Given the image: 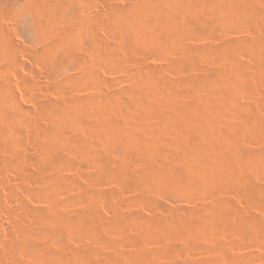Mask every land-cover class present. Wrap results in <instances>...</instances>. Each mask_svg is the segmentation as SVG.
Here are the masks:
<instances>
[{"label": "rangeland", "instance_id": "obj_1", "mask_svg": "<svg viewBox=\"0 0 264 264\" xmlns=\"http://www.w3.org/2000/svg\"><path fill=\"white\" fill-rule=\"evenodd\" d=\"M136 1H139V0H0V28H1L0 30H2V31L6 30L5 31L6 33L3 32L4 33L3 35H5L4 37L10 41L13 40L12 42H15V45H14L15 48H13L15 50L10 51V54L12 53L11 56H13V59H15L14 60L15 62H6L5 61L6 64L4 63L3 58H2L3 51H2V48L0 46V48H1L0 49V51H1L0 52L1 53L0 54V76H2V77H0V79H4V78L8 77L9 80H11L12 92H13V94L15 96V100L17 102L16 108L13 107L12 104L9 103L8 101H7V103H5L6 101H4L3 106L0 108V112H1L0 113V119L2 121V123L0 121V264H15V263L19 262L20 259L21 260L23 259V261H25V262L29 261L30 258L33 260L35 257L33 258V256L30 254V252L27 251V249H25L26 248L25 245L23 246L24 242L27 239H28V241L29 240L31 241L29 243L37 245L36 247L39 250V252H38L39 256H40V254H42L44 252L42 254V257L44 256V258H45L44 259V262H46L45 264H48V263L49 264H86L88 262L84 263L82 260L79 261V257L77 255H78V252L80 250H83L85 248L90 249L91 247H92L91 248L92 254H93V252H95L93 255H91V259L92 260L95 259L96 261H100V260L101 261H100V263L93 261V262H90L88 264H93V263L101 264L102 262L105 261V259H110V258L113 259L115 257L117 259H119L121 264H123V263L124 264H134L135 262L130 263V261H127V260L129 259L128 257L135 256V255L141 256V257L145 255L146 256V257L144 256L145 261H146L147 255H148L147 261L143 262L145 264H264V236H263L264 235V198H263L264 197L263 196V193H264L263 192L264 191L263 190L264 189V165L258 159H254L251 156V154H249V153L254 154L257 151L258 152L260 151L259 153H261V152H263L262 150H264L263 149L264 148V125H263V123H264V81L259 80V74H258L259 72L258 73L256 72V70L259 71L260 67H262L264 64L263 63L264 62V60H263V58H264V45L261 44L260 42H258V41H260V39H258L259 37L260 38L264 37V24L261 23L263 21L260 18H256L255 20H253L250 23H248L245 20H243V21H239V20L236 21L235 20L236 21L235 23L233 20H227L228 22L226 23V21H225L226 19L220 20L219 19L220 17L218 16V15H220L219 13H221L222 11L218 12L217 9H220L221 7L216 8V6H214V4L213 5L209 4V6L206 5L201 10V12H202V16H201L202 18H200L201 22L205 19H206L205 20L206 23L208 21V23H207L208 27L206 29H202V28H200L201 25H199V24H201V22L199 23V21L196 20L195 18L193 21L196 23L194 24V22H193V25H192L191 21L193 19L192 17H194V16H192L193 14L189 15L190 12L188 11V9H186L187 7L185 6L184 0L183 1L180 0L181 2L178 0L177 2H179V3L175 2L174 4H171V5H173V7L175 9L171 5L170 6L167 5V7L169 6L171 9L168 7L167 8L168 12L166 10V13H170V11L173 12L172 9H174V13H173L174 15L172 16L173 17L172 19L174 20V18H176V17H177V19H175L176 22L173 21V23L174 22L176 23L174 25L176 27H173V28H175L176 30H179L180 36H179V38H175L172 40V38L177 37L179 35V33L175 34L177 31L175 29L172 30L173 28H171V31H173V32L175 31L174 34L176 36L175 35L173 36V33L171 32V41L174 42L175 44L170 42L171 44H169L168 47H166L163 50V52H162V50L160 52L157 49H155V51H154V47H153V49L151 48L153 46L152 45V42H153L152 40H154L153 37H151V38L149 37V39H151V40H149L146 38V36H144L145 38L144 39L142 38L137 43L134 41L136 44L133 42H131L132 43L131 44V43H128L127 41H125V38L123 37V35L120 32L118 33V31H115V30L113 31V28L110 26V23L108 21V20H110L109 19L110 14L108 12L110 11V9L113 5H115L113 7H116V5L117 6L120 5L119 7L123 8L125 6H128L129 2H130V6H131L134 3H136ZM252 1H254L255 4H256V2H258V0L257 1L252 0ZM262 1L263 0H260L259 4L257 3L256 5L258 6L261 4V6L262 5L264 6V1L263 2ZM31 4H33V5H31ZM175 4H177V6L180 5L181 7H183L181 5V4H183L186 8L183 7L180 9V6L177 7ZM27 5H29V6H27ZM48 5L53 10L56 7H58V8H56L55 12L53 13L52 11H50L51 8L48 7ZM206 7H209L210 9L209 8L206 9ZM184 8L187 11H185ZM6 9H7V11H6ZM165 9H166V7H165ZM56 10H58V11L60 10V11L57 12ZM210 10L212 12H210ZM48 11L50 12L51 16H53V17H51L50 15L49 16L47 15L46 12H48ZM206 11H208V12H206ZM56 12H57V14H56ZM172 12L170 14H172ZM176 12H177V14H176ZM178 13H179V15H178ZM46 15H47V17H46ZM108 15H109V17H108ZM56 16H58V17H56ZM155 17H154L155 23L153 21V24H155V25H153V28H154V30H155V28L160 30L159 27L163 28V23L162 22L160 23V21H159L160 17L158 18L157 15ZM188 17H190V18L188 19ZM47 18L50 20H48ZM51 18H53V20ZM45 19H47V20H45ZM83 20H84V22L82 23ZM156 20H157V22H156ZM178 20H179V22H178ZM197 21H198V23H197ZM183 22H186L187 25H185ZM205 22H204V24H205ZM223 22H225V23H223ZM237 22L239 23L238 25H239L240 29L237 28L238 27V25L236 24ZM39 23H41V24L43 23V25H41ZM44 23H48V24H46L48 27L45 26ZM58 23H59V26H61V28L58 26ZM108 23H109V25H108ZM211 23H213L212 24L213 26L211 25ZM231 23H232V26H231ZM251 23H252V25H251ZM37 24L42 26L41 29L39 28L40 26H38ZM62 24H63V26H65V28L70 29V30L68 29L69 30L68 32H70V33L66 32L67 30L64 29V27H62ZM66 24H67V26H66ZM84 24H86V25H84ZM177 24L181 25V26H179V25L178 26L182 29L184 34L182 33L181 29L177 26ZM229 24L231 27L229 26ZM249 24L251 26H249ZM71 25H73L75 28L72 27ZM196 25H197V27H196ZM233 25H235L237 27H234ZM49 26H51V27H49ZM110 27L112 28L111 30H110ZM211 27H213L212 30H211ZM232 27H234V28L231 30L230 28H232ZM245 27H247L246 28L247 32L244 30ZM45 28H46V30L48 29L47 31H51V32H48V33L45 32L46 34H41L42 29L44 31H46ZM59 28L62 29V32H63V30H66L65 31L66 33L65 32L62 33ZM72 28L75 29L74 30L75 32L72 30ZM191 28L192 29L195 28V29H193L194 31H191L192 30ZM241 28L244 31H241ZM200 29L204 30L203 33L199 32V31H202ZM228 29H230V30H228ZM71 30L74 33L72 32V34H71ZM244 32H246V33H244ZM192 33H193V35H192ZM70 34L72 35V37H68V35H70ZM205 34H208V35H205ZM42 35L44 37L46 35V37H45L46 39L48 36L49 41L48 40L46 41V39H43ZM65 35L67 36V38L63 37ZM238 36H239V42L241 43L240 47H242V43L245 42V43H243L244 48L243 47H242L243 49L242 48L240 49V47H238L237 49L235 48V50H233V53L231 52V54H234V51H235V53L237 52L236 56L238 58H240L241 60L239 59L240 61L239 60L236 61V59H238V58L234 57V59H235L234 61H236V64H235V62L231 61V60H233V58L232 57L231 58L229 57V58H230V61L232 62L233 68L238 63H239V65L240 64L244 65V66L240 65L241 67H243V69L245 68V70H246V71L244 70L245 73L242 71L245 75L243 73L241 74V76L244 75L243 79L240 77L242 80V81L240 80L241 83L238 80V83H237V81H235V82H233V86H232V81L230 82L228 80V78H227V80L229 83L224 78L221 80L219 79L218 80L219 82L216 80L218 78L212 79L214 81H212L210 83L211 84L215 83V86H214V84H212V85L210 84L211 88H210V86L209 87L202 86L205 89L204 88L201 89V87H198V88H200L201 91H199V89L195 88V90H194L195 96H193V94H194V93H192L193 91L188 90V92H187V90L185 88L184 89L181 88V85L183 84V80L185 79V77L187 76L186 74H188L189 71L194 72L196 70L194 73L191 72L192 74L190 73L188 75L203 76L204 74H211V75L215 74L216 75V72H217V74L218 73L220 74V72L223 73V72H226L225 70H227V71L230 70L229 69V67L231 65L230 61H229L230 65H228V62H226V61L224 62V61L219 60V62H218L217 58H215L214 56H213L214 57V60H213L212 55L210 54L211 57H209V54H207L208 53L207 48L210 47V46H208L209 44L211 46H215V45H213V43L214 44L217 43L218 45H222L223 43L228 42L230 39L232 41H237ZM121 37L123 38L124 41H122ZM68 38H70V39H68ZM234 38H235V40H234ZM241 38H242L243 42H241L242 41ZM66 39H68V40H66ZM180 39H182V40H180ZM247 40L249 42L252 40V42H254V43L253 44H252V42L247 43ZM176 41H178V44L176 43ZM220 41H222L223 43H220ZM224 41H226V42H224ZM48 42H51L49 44L50 45L52 44L54 46L57 44V46H55L56 48H58L60 46L57 50L53 46L55 49L54 50L55 53L52 50L53 47L50 46L48 44ZM53 42H55L56 44ZM123 42H125V43H123ZM150 42H151V44H148ZM182 42H183L184 48L187 50H185L182 47L183 46ZM184 42H186V43H184ZM208 42H210V43H208ZM205 43H207L208 45ZM259 43H260V45H259ZM46 44H48L49 47H52V48H50V50L54 53V54H52L54 57H51L53 59L51 62V65L48 67H46L47 64L44 65L42 62L40 63L38 60L35 61L33 59V57L31 56V54H32L31 52H35L34 50H37V52H39V51L41 52V49H42L41 47H43V49H44V45H46ZM126 44H128L129 46ZM172 44H173V46H172ZM179 44H180V46L178 48ZM188 45H189V47L191 46L192 49H191V47L189 48ZM201 45H206V46H201ZM101 46H102V48H101ZM106 46H108V47H106ZM252 46H253V48H252ZM256 46H257V48H256ZM262 46H263V48H261ZM175 47L180 49V50H176ZM194 47H197V48L195 49ZM45 48H47V45L45 46ZM59 49H60V51H59ZM72 49H73V51H72ZM190 49H191V51H190L191 53L192 52L198 53V51H199V54L202 55L203 57L202 56L200 57V55L196 54V53H194L195 55H192L193 53L190 54V52H189ZM201 49L204 52L203 54H201L202 53ZM204 49H206V52H207L206 54H205ZM68 50H71L72 53H70V54L72 56L78 57V58H80V56H81V58H83L82 56L84 55V52H85L86 56L84 55V58H83L85 61L83 59L82 60L79 59L80 63H82V64H80V66H79V63H78V66L74 67L77 64V63L75 64V60L74 61L72 59L66 60V58H69ZM240 50H241V52H240ZM158 51H159V53H158ZM178 51H179V53H182V54L177 55ZM182 51H184V52H182ZM200 51H201V53H200ZM67 52H68V54H67ZM73 52H76L77 54H75ZM81 52H83V54ZM105 53H107V54H105ZM188 55H189V57L191 55L194 57L191 56L189 58ZM196 55H197V57H195ZM98 56H99V59H98ZM102 56H103V60H101ZM104 56H105V58H104ZM106 56H107V59H106ZM181 56H182V58L180 59L179 57H181ZM230 56H232V55H230ZM234 56H235V54H234ZM111 57L115 62H113V60H112V62H110L111 60H108V59H111ZM175 58H177V59H175ZM184 58H188V60H190V61L194 58V60H192V62L196 61V63L193 62V64H195V66H197V67H195L197 69L194 68L193 64H191L192 66L190 65L192 68L189 66V69H191V70H189L188 67H185L186 68L185 69L183 67V65L180 66V63L182 64ZM198 59H200V60H198ZM255 59H257V60L259 59V61L260 60L263 61V62L261 61V63L258 61L259 62L258 63L259 64V70H258V67L256 66L257 60L255 61ZM69 60H70V62H69ZM216 61L218 63H220V65ZM72 62H74L75 65L72 66V64H71ZM83 62L85 64V67H84ZM112 63L114 64L115 67L116 66L117 67L116 68L113 67ZM175 63H178L181 68L175 67ZM55 64H56V66H55ZM198 64H199V66H198ZM222 64L224 66H221ZM261 64H262V66H260ZM53 66H54V68H53ZM176 66H178V65L176 64ZM82 67H84V68H82ZM219 67L221 70L219 69ZM222 67H223V69H222ZM148 68L150 70H148ZM224 68H225V70H224ZM178 69L179 70L181 69L182 71H179L180 72L179 73ZM152 70H155L160 74L159 75L156 72V74L161 76L162 79L165 81V83H164L165 85L163 84L164 81H162V79H161V81H162L161 82L160 78H158L155 80L156 81L158 80V82L160 81L159 84L151 81L153 88H151V83L149 86V83L147 82L148 79H147V81H145V80H146V77L149 78V73H152L151 72ZM197 70H198V72H197ZM85 71H86V74H84ZM185 71H186V73H185ZM89 72H91L92 75H95V76L92 77L91 73H89ZM147 72H148V75L146 74ZM213 72H215V73H213ZM82 73L84 75H87L89 73V75H87V77H86ZM77 74H78V76H77ZM80 74L82 76H84V78L79 76ZM180 74L182 77L180 76ZM183 75H185V77ZM152 76L153 75L151 74L150 77L152 78ZM187 77H189V76H187ZM80 78H83L84 80H86V86L81 85L84 81H83V79L80 80ZM180 78H181V80H180ZM182 78H183V80H182ZM143 79H145V80H143ZM167 79H170V80H167ZM78 80H80V83L77 82ZM155 80H153V81H155ZM177 80L179 82H177ZM224 80L226 81V83H224L225 85H223V82H225ZM180 81H181V84H180ZM216 81L219 84L218 83L216 84ZM220 81H221L222 85L220 84ZM141 82H142V85H141ZM168 82H170V83L172 82L171 86ZM173 82H175L177 85L180 84L179 87L177 85L174 87L175 83L173 84ZM260 82H262V83H260ZM55 83L60 84V86L65 85V86H62L63 87L62 88L63 93H62V91H59L60 94L58 93V91L55 89L57 86V84L54 85ZM153 83L158 84L157 86L155 85L157 87V88H155L156 91H158V89H160L159 88L160 85H161V88L163 87L162 85H164V87L167 86V91L168 90L169 91L165 92V90H166V87H165V90H163V88H162V90L165 93L159 92V93H157L158 95L154 94V91H152V89L154 90V87H155L153 85ZM166 83H167V85H166ZM147 84H148L149 88H147ZM226 84H227V86H226ZM237 84H239V85L243 84V85L239 86ZM217 85L219 86V88ZM144 87L147 90H145ZM212 88H215V89H212ZM52 90H54V91H52ZM181 90L182 91L186 90V91H184L186 94L181 92ZM196 90H198V91H196ZM211 90H213V93ZM234 90H236L235 93H234ZM142 91H143V93H142ZM150 91L153 92V94ZM174 91H175L176 95H175ZM55 92H57V93L55 94ZM63 94H65L66 98L69 101L70 100L75 101V100H77L76 98L79 99L80 97H82V98H84V100H81V99H79V100L84 101L86 103H87V101H90L92 95H94L93 98H95L96 100L98 99L97 100L98 102L96 101V103H95V99L92 98V101H90L91 103L93 102L92 107H91V103H89L90 104L89 106L87 105L88 109L86 108L85 112H83V114L85 113V115L80 116L78 119L80 121H76V122L65 121L67 124L63 125V129L61 130L59 128L60 130L58 129L59 131L56 130L57 131L56 132L54 129L50 130V127H48V125L51 122L49 121L50 120L49 117L47 118L48 113L46 112V109H45L46 107L44 108L41 103L43 101L44 102L46 101L45 103L47 104L48 102H53L54 100H55V102H60L59 99L61 98L60 103L67 104L68 100L65 98V96ZM97 94H98V96L96 98ZM103 94L104 95L106 94V95L102 96ZM191 94H192L193 99H192V97H190ZM224 94L227 96H225ZM86 95L89 97L86 99L87 101L85 100V98L87 97ZM144 95H146L147 97ZM162 95H165V96H163V98H162ZM196 95H197V97H196ZM201 95H202V97H201ZM218 95H220V96H218ZM230 95H232V96H230ZM62 96H64V97H62ZM133 96H134V98H133ZM143 96L145 98H149L148 100H150V102H151V103L149 102L150 104H152L154 99L156 100V102L158 101L159 106L157 105L158 106L157 109L155 108V106H156L155 100H154L155 103H153L151 105V106H154V108L158 111H156L153 107H149L150 104L148 105V103H145ZM151 96L152 97L156 96V98H158V99L153 98L151 101ZM72 97H74V98H72ZM99 97H101V98H99ZM109 97H110L112 103L116 104L115 105V106H117L116 108L119 109V111H117V112L115 111L118 114V116L114 117V115L116 114L115 112H114L115 114L111 113L113 115H110L109 113L111 111H109V110H108V114H107L108 116L106 115L107 110L104 108V105H106L105 102L106 103L111 102V101H109L110 100ZM174 97H176V99H174ZM62 98H63V101H62ZM64 98L66 99V101H64L65 100ZM194 98H195V100H194ZM198 98L199 99L201 98L203 100V101H200L201 103H199V105L200 104L202 105L203 103L209 104L208 106L206 105L202 108L201 116L203 117L204 115L206 116V114H207V116L206 117L204 116V118L206 120L210 121V123H211V121L214 120L211 123V125H212L211 127L212 128L214 127V128L213 129L212 128L206 129V131L204 130L205 128L204 129L201 128L200 130L197 129L198 131H200V132H198V131L195 132L198 135L192 136L194 134V132H193V134L191 133L192 135H190V136H192L191 138L194 141L191 139V141L188 142V140H183V139H185L184 138L185 136H183L184 134L183 135L181 134L179 129L177 131V129H174L175 127L174 128H173V126L167 127V125H165V127H164L162 122H164V124L166 123L169 125H170V123L165 122L163 120L161 121V119H162V117L165 116L164 114H168L171 116V114H169V113L174 110L173 107L176 108V106L179 104H181V106L183 107V106H186L188 102H189V104L190 103L191 104L189 106L187 105V107H189L190 109L194 108L193 111L195 112V110L201 106V105L198 106L197 104L194 105L196 102H199ZM214 98H216V99H214ZM222 98H223V100H222ZM231 98H232V102H231ZM43 99H46V100H43ZM47 99H50V100H48V102H47ZM57 99H58V101H57ZM106 99L107 100L109 99V100L107 101ZM160 99H161V101H160ZM162 99H164V100H162ZM166 99L169 100V102ZM210 99H212L213 102H210L211 101ZM41 100H42V102H41ZM118 100H119V102H118ZM103 101H105V102H103ZM185 101H186V104L184 103ZM218 101L221 103L222 106L225 105L224 106L225 112L223 113V118H225V120L221 117V121L220 120L215 121L216 112L214 110H215V104H217V103L219 104ZM39 102H41L40 103L42 105L41 107L44 109V110L42 109V111H41V108L39 109V106H40L38 104ZM139 102H140V104H139ZM146 102H148V101H146ZM171 102H173V104L176 103L177 105L175 106V104L173 105ZM214 102H215V104L213 106H211L212 105L211 103H214ZM45 103H43V104L45 105ZM102 103L104 105L101 107H103L104 109L100 108V105ZM144 103H145V105H144L145 108L148 109V107H149L150 109H148V110H150V111L145 110V108H143V106L141 104H144ZM165 103H167V104H165ZM98 104H100V105H98ZM123 104H125V106ZM146 104L148 105V107H146L147 106ZM160 104L161 105L165 104V105L163 107ZM4 105H5L6 109L5 108L2 109L4 107ZM96 105L99 106L98 109H101V110L103 109L106 112H104L103 110H102L103 112L102 111L100 112L97 108L95 109ZM98 106H96V107H98ZM121 106H122V108H121ZM139 106H141V107L139 108ZM160 106H161L160 111L163 110L164 112H166L165 110L166 109L169 110V108L172 111L169 110L170 112L168 111V113H164L163 111L160 112L159 111ZM162 107L163 108L166 107V109L164 110ZM180 107H178V108H180ZM1 109L4 111H2ZM118 109H115V110H118ZM126 109H128L131 113ZM143 109H144V111H143ZM205 110H206V112H205ZM230 110H231V112H230ZM5 111L7 113H5ZM43 111H45V112L43 113ZM242 111H243V113L244 112H246V113L250 112L249 114L250 115L252 114L251 115V117L253 116L251 118L252 122L250 119H249L250 121L248 119H247L248 120L247 121L246 118H243L244 117V116L242 117L243 114L240 115L242 113ZM8 112H9V115H8ZM159 112L162 114V116H161V114H160V116L158 115ZM2 113L3 114L5 113V114L3 115ZM100 113H102V115ZM246 113H244V114H246ZM119 114L121 115V118H118V117H120ZM122 114H124V115L122 116ZM144 114H145V116H144ZM104 115L107 116L108 118H110V120L109 119L107 120L106 119L107 117H105ZM109 115L111 117L113 116L114 118L111 119V117ZM44 116H45V118L43 119ZM126 116H128V117H126ZM143 116H144V118H143ZM170 116H168L167 118H169ZM3 117H4V119H3ZM116 117L120 120L121 126H119L120 122L117 124L118 119ZM134 117H136V118H134ZM156 117L158 120L160 119V122L157 121ZM100 118H101V120H100L101 123L98 122ZM146 118L148 120H145ZM124 119H126L125 122H127V120H129L128 121L129 124L128 125L126 124V125L131 126V131L129 130L130 127L127 128V126L126 127L124 126L125 125ZM131 119L133 121L132 123L130 121ZM154 119H156V121H157L155 123V126H154V121H155ZM112 120L116 122L117 129L124 126L125 128H127L130 131L129 134L133 131V133L130 134V136L132 138H137L139 133L144 130L146 132V134L143 135V133L141 132L142 135L140 134L139 136H141V137H138V138H140L142 141V137H143V139L145 141L143 140L142 142H144V144H147V142L151 143V141H152L151 145L155 146L154 149L156 147L159 148V150L162 149V147L169 142V141H167L168 138L170 140H172V143H173V139L175 137L176 138L174 139V141H176V139L178 138L179 140H177V141L180 145H178L177 141L174 142L176 144L175 148L178 149V147L181 146V147H179V150L183 149L180 151H182V152L184 151V153L185 152L187 153V154L186 153L183 154L184 156L186 155V158L184 157L185 160L183 159L184 161L181 162L184 165H186L185 169L186 170L188 169L187 170L188 175H186L187 178H185L187 180L184 179L187 182H185V181L181 182L182 181L181 180L179 182L180 183V185H179L178 180H180V179H178V180L175 179V180H177V184L172 179L173 182H170L171 183L170 184L166 180L160 181V179H159L160 176L158 177V175H156L157 178L159 179L158 181L154 180V179H156V176H153L151 178L152 181L150 179L151 182H149V180H148L149 184L147 182L143 183V185L138 184L139 187H137V185L135 184L137 189H138L137 190L135 185H133V186L131 185L132 187L129 186L130 188L127 186H126L127 187L126 188L125 185H122V183L124 184L123 180H122L123 182L120 181L122 178L121 179L116 178V180H115V177H114L113 180L115 182L112 181L113 183L110 182L112 177L108 176L107 179H110V180H106V177L109 174V169L112 170L111 168L117 169L120 171L124 167L123 168L124 171L127 170V171L132 172V174H133V170H134V172L137 171L136 173L140 172L139 170H141V168L136 169L138 166L143 167V165H149L151 162H152V165H154L155 163H153V162H155V161H156V164L161 163V160L157 159L159 157L155 156L156 154H153V153L151 154V152L150 153L148 152L149 154L147 153L148 156L146 155V153L144 154L146 156H143L141 154V152L143 151V147L141 148L142 151H137V148H134V147H131V149H129V146L127 147V144L124 143V142H127V140L126 141H124V140L120 141V140L124 139V137H125V136L121 137V136H123L122 135L123 133L120 134V137H119V134H117V132H119V131H120L119 133H121L122 130L119 129L116 132V129H115V131H114V127H112L113 126ZM85 121H88V122H85ZM90 121H92V123ZM225 121L227 122V124ZM230 121L231 122L233 121V122L231 123ZM47 122H50V123L48 124ZM68 122H70V125ZM135 122H138L136 124H137V126L138 125H140V126H138L136 128ZM100 124H102V125H100ZM106 124L108 126L112 125V126H110L111 128L110 127L108 128V126ZM156 124H158V125H156ZM220 124H222V126ZM256 124H259V126ZM260 124H261V126H260ZM133 125H134V127H133ZM254 125H256V126H254ZM45 126L47 127V128H45L47 130L46 131L47 133L43 131V129H44L43 127H45ZM95 126H96V128H95ZM101 126L103 129L101 128ZM162 126L164 129L162 128ZM220 126H221V128H220ZM155 127L157 129H160V127H161L162 129H160V131L162 130L164 132L163 133V132H160L159 130H156L157 133L155 136H157L159 139L157 137H154L152 134V133L156 132ZM166 127L167 128L171 127V128L167 129ZM218 127H219V129H221L220 131H219ZM230 127H231V129H230ZM248 127L249 128L251 127V128L249 129ZM254 127H256V128L258 127V128L256 129ZM89 128H92V129H89ZM104 128L105 129L107 128V129L105 130ZM132 128H136V129L133 130ZM138 128H140V130L141 129L142 130L138 131L139 130ZM172 128H173V130H172ZM48 129L50 131L51 136H52L51 133L55 132L54 133L55 136L53 135L54 138H53V136L52 137L47 136V134L49 133ZM94 129H96V130H94ZM108 129L113 130V131H109ZM150 129H151V131H150ZM259 129H261L260 132H259ZM36 130H37V132H36ZM65 130H68L69 132L65 131ZM175 130L177 131V133L179 132L178 135H180V136L182 135L181 138L177 135ZM208 130L209 131L211 130L210 131L211 133L208 132ZM91 131H93L95 133H93ZM212 131H213V134H212ZM216 131L217 132L219 131L221 133L223 131V133H224L223 135H225V134L226 135L223 136L222 134H220L221 136H223V137H221L220 135H217L219 133H217ZM147 132H149V133L151 132L150 134H152V135H149V133H147ZM167 132H168V134H167ZM136 133H137V135L135 136ZM158 133H161V134L163 133L162 137H161V134H159L160 135L159 136ZM204 133L205 134L207 133V135L210 134V135H208L207 139L211 138L212 141L211 140L205 141V140H207L206 139L207 135H205ZM173 134L175 135V137ZM170 135L174 138L171 139ZM151 136H153V137L150 138ZM166 136L168 138H166ZM76 137H78V138H76ZM74 138H76V139H74ZM153 138H154V141H153ZM202 138H205V139H202ZM232 138L235 142L231 141ZM39 139H40V142L41 141L43 142V143H40L41 146L39 145V142H38ZM46 139H48V141ZM79 139L81 141H79ZM162 139H164V140L162 141ZM198 139H199V141L196 142ZM76 140H78V142ZM203 140L206 143L205 142L201 143V141H203ZM33 141H35V142H33ZM50 141H52V142H50ZM161 141L163 142V144L166 141H167V143H165L163 146H161L162 145ZM214 141H215V143H214ZM73 142H76L78 145L75 146V144H72ZM190 142H192L193 144ZM224 142H226V144ZM155 143L157 146L155 145ZM170 143H171V141H170ZM211 144H213V145H211ZM232 144H233V147H231L232 149L230 150V147L227 149V147L230 145L232 146ZM119 145H120V147H119ZM203 146L204 147L208 146V147H207V149L205 148L206 149L205 150V149H203ZM209 146H211V147H209ZM81 147H82V149H81ZM124 147H126V148H124ZM224 147L227 149V152L229 154H232L233 158H229L226 160L225 164H226L227 168L224 167L222 171H220V170L218 171L217 170V164H216L217 161H215V160H217L218 153H219L217 150H219L218 148H220V150H221ZM132 149H133V151H132ZM145 149L146 148H144V150ZM184 149H186V150H184ZM90 150H93V151H90ZM157 150L158 149H156V151ZM130 151H131V153H129ZM145 151H143V152H145ZM149 151H151V150H149ZM206 151L209 153H207ZM230 151H232V152L230 153ZM14 152H15V154L17 152L18 154L21 155V159H20L21 161H19L18 164L15 165L16 167L13 166L12 164H10V162H9L10 159L13 158L12 156L15 155ZM137 152H139L140 154ZM204 152H205V154H204ZM51 154H53V156L55 154L54 159H55L56 163L55 164H54V162L49 163V169L47 168L45 170L47 172V174L43 173L45 176H43V174L41 173V172H45L43 170L41 171L39 169V171H41V172L38 171V173H36V171L38 170V167L35 165V163L38 162V159L42 160L43 162H46L45 158L48 159V157H51ZM56 155H57V157H56ZM58 155L59 156L61 155V157H58ZM135 155H138V157L136 156V159H135ZM151 155L153 157H151ZM140 156H143V158ZM206 156H207V159H206ZM238 156L241 158H239ZM24 157H25V159H24ZM27 157H31L32 160L28 161L29 159H27ZM65 157H66V159H64ZM188 157H189V159H188ZM234 157H235V159H234ZM140 158L143 160H140ZM153 158H156V159L151 160ZM236 158L238 159V161ZM210 159H211V161H210ZM246 159H247V161H246ZM33 160H36V162L35 161L33 162ZM139 160L141 163H139ZM204 160L210 164H208ZM142 161H144V162H142ZM196 161H197V163H196ZM32 162H33V164H32ZM116 163H117L116 168H114L115 167L114 165ZM22 164H23V166H22ZM47 164H48V162H47ZM52 164H54V165H52ZM197 164H199V165H197ZM122 165H125V166H122ZM128 165H131V166H128ZM157 165H155V166H157ZM262 165H263V167H262ZM20 166H22V167H20ZM118 166H121L122 168L121 167L119 168ZM105 167H106V169H105ZM131 167L134 169L130 170ZM197 167H198V171H196ZM206 169H208V170L206 171ZM215 170L217 172H215ZM247 170H250V171L247 172ZM48 172L51 173V176ZM241 172H243L242 175H241ZM40 173L42 174L43 180L46 181L49 178L50 182L53 180L51 184H53V183H55V184H53V185L50 184L49 185L50 188L46 185L48 187L47 188L44 184L46 182L39 179L40 177L38 178V174L40 175ZM104 173L106 174V177H105ZM136 173H134V174H136ZM194 173H196L195 174L196 176L193 175ZM209 173H211L213 175H211ZM223 173L224 174L226 173V174L224 175ZM47 175H49V176L47 177ZM202 175L206 179L204 177L202 178ZM46 177H47V179H44ZM102 177H104L106 181L103 180ZM230 177H231V179H229ZM239 178H241V179L239 180ZM248 178H250L252 180L251 182L254 183V186H257L259 188V193L261 192V195L259 194L260 198H258V199L252 198L253 199L252 200L249 197H247V199H246V197L244 196L245 193H244V189H242V187H243L242 180L243 181L245 180V182H246L248 180ZM129 179L131 180V178H129ZM230 180H232V181H230ZM40 181H42V182H40ZM132 181H133V179H132ZM188 181H190V182H188ZM192 181H195L196 183L192 182ZM239 181H241V182H239ZM120 182H122V183H120ZM198 182L199 183L201 182V183L199 184ZM40 183H43V184H40ZM40 185L43 187V189L40 187ZM146 185H147V187H146ZM51 186H53V187L51 188ZM140 186H141V189H142V187H145L146 189L144 188V189L140 190L139 189ZM84 187H85V189H84ZM260 189L263 191H261ZM107 192H109V195L107 194ZM105 194H107V195H105ZM78 196L81 198H79ZM110 196H112V197H110ZM78 199L84 203H82ZM260 202H261V204H259ZM89 204H92V205L89 206ZM85 207H91L92 209L94 208L93 210L95 211V213L97 212L96 215L99 216L100 219L96 218L95 219L96 221L95 222L93 221V223H92L93 225H91V223L86 224L87 228H85V226L82 228V226L79 225L80 227L78 229V227L76 228L77 225H75V223H73V225H70V224H72L71 219L75 218L81 212V210L84 209ZM207 208H210V209H207ZM220 209L224 210V212H225V213L223 212L224 213L223 216H225L226 214L228 216L226 215L225 217L222 218V211ZM208 210L212 211L211 212L212 214ZM217 211H219L220 214ZM183 213L185 215H183ZM131 214H133V215L131 216ZM60 215H62V216H60ZM63 215H65V216H63ZM68 215L70 216V218H68ZM116 215L118 216V218H121V220L123 219L124 223L122 222V224H124V225L120 224V225L116 226V224H114L112 222L113 219L114 220L118 219V218H116L117 217ZM213 215H214V217H213ZM119 216H121V217H119ZM127 216H128V219L125 218ZM169 216H171V217H169ZM55 217H59L58 220H55L56 223L54 220H51V219H54ZM60 217L62 220H59ZM135 217L138 218L139 220H137ZM172 217L173 218L175 217V218L173 219ZM177 217H178V219H177ZM67 218L70 220V222H71L70 224H69V221ZM124 218H125V220H124ZM188 218H189V220H188ZM215 218L217 219V222H216ZM244 218H246V219H244ZM134 219H136L137 222ZM143 219L146 222L142 223ZM148 219L150 221H151V219L152 220L154 219L153 222L154 221L155 222L153 223V225H155L157 222V224H156L157 226H153V225L151 226L150 225L151 222L150 221H149V223L147 222ZM175 219H177V220H175ZM179 219H180V222H179ZM223 219L224 220L227 219V220L224 221ZM66 220H67V222H66ZM59 221L60 222L62 221L63 223L62 222L59 223ZM165 221H169L170 225L168 224V222L166 223ZM189 221H191V222H189ZM96 223H98V225ZM108 223H109V225H108ZM139 223L140 224L142 223V225H144V226L141 225V227H143V228L146 227L145 231H144V229H142L140 227V225H138ZM21 224L23 225V227ZM202 224H203V226H201ZM89 225H90V227H88ZM113 225L116 227V229ZM145 225H147V226H145ZM158 225H160V226H158ZM206 225H208V226H206ZM106 226H108V227H106ZM16 228H18V230ZM178 228H180V229H178ZM206 228H211L213 230L211 231V229H206ZM148 229H149V231H148ZM151 229L153 232L151 231ZM177 229H178V231H177ZM120 230H122V231H120ZM257 231H259V232H257ZM21 232L24 233V235ZM25 232L28 233V236ZM149 232H151L152 234H150ZM255 232L258 234H256ZM29 233H31V234H29ZM98 233H99V235H98ZM170 234H171V236H170ZM261 234H262V236H261ZM24 236H25V239H24ZM97 236H98V238H97ZM153 236H156V237H153ZM22 237L24 240L22 239V242H21ZM32 238H34V239H32ZM48 240H49V242H48ZM15 241L18 243L16 244ZM19 242H21L22 244L20 243L21 245H19ZM13 243H15L17 245V248L20 246L21 247L23 246L24 249H23V247L22 248L20 247L18 249L16 248V250H13V249H15L14 247H12V246H14ZM49 245L51 247H49ZM174 245L176 248L174 247ZM171 246H173V247L171 248ZM8 247H9V249H8ZM168 247H170V249ZM74 248H76V249H74ZM166 248H168V249L165 251ZM171 250H172V252H171ZM20 251H21V253H20ZM76 251H77V253H75ZM28 252H29V254H28ZM70 252H72L73 254L71 255ZM140 253L141 254L143 253L144 255L143 254L141 255ZM169 254H171V255H169ZM125 256H128L127 260L125 259L126 258ZM149 256L152 257V259L151 258L149 259ZM103 258H105V259H103ZM18 259H19V261H18ZM148 259H149V261H148ZM23 261H20V262H23ZM151 261L152 262L154 261V262L152 263Z\"/></svg>", "mask_w": 264, "mask_h": 264}, {"label": "bare ground", "instance_id": "obj_2", "mask_svg": "<svg viewBox=\"0 0 264 264\" xmlns=\"http://www.w3.org/2000/svg\"><path fill=\"white\" fill-rule=\"evenodd\" d=\"M178 0H139V1H136V3H132L133 5H131L130 6V2H129V5L128 6H125V7H123V8H121V7H119V6H117L116 5V7H113V6H115V5H113L112 7H111V9H110V11L108 12L109 14H110V20H108L109 21V23H110V26L113 28V31L115 30V31H118V33L120 32L122 35H123V37L125 38V41H127L128 43H131V42H133V43H137L139 40H141L142 38L144 39L145 37L144 36H146V38L147 39H149V37L151 38V37H153L154 38V40H152L153 42H152V49H153V47H154V51H155V49H157V50H159L160 52H161V50H162V52H163V50L166 48V47H168V45L169 44H171L170 42H172L171 41V32L173 33V36L175 35V34H177V33H179V35L177 36V37H174V38H172V40L173 39H175V38H179V36H180V32H179V30H176L175 28H173V27H176V26H174L176 23V21H175V19H177V17L176 18H174V20L172 19L173 17V13H174V7H173V5H171V4H174L175 2L176 3H179V2H177ZM180 1V0H179ZM183 1V0H182ZM185 2V6L187 7H185L183 4H181L183 7H185L186 9H188V11L190 12H188L189 13V15H192V16H194V17H192L191 19H192V25H193V20H194V18L196 19V20H198L199 21V23L201 22V20H200V18H202L201 16H202V12H201V10H202V8L203 7H205L206 5L207 6H209V4L211 5H213L214 4V6H216V8L218 7H221L220 9H217V11L219 12V11H222L221 13H219L220 15H218L220 18V20H225L226 21V23L228 22L227 20H233L234 21V23L237 21V20H239V21H243V20H245V21H247L248 23H250V22H252L253 20H255L256 18H260L263 22H261V23H263L264 24V6L262 7L261 6V4L260 5H256L257 3L259 4V1L260 0H258V2H256V4H255V2L254 1H252V0H184ZM255 1H257V0H255ZM264 1V0H263ZM262 1V2H263ZM134 2V1H133ZM181 2V1H180ZM30 4V3H29ZM218 4V5H217ZM31 5H33V4H31ZM167 5H171L174 9H172L173 10V12L172 11H170V13L172 12V14H170V13H166V10H167V8L169 7H167ZM176 6H177V4H175ZM27 6H29V5H27ZM178 6H180V5H178ZM177 6V7H178ZM261 6V7H260ZM25 7V6H24ZM48 7H50L49 5H48ZM56 7V6H55ZM165 7H166V9H165ZM183 7H181L180 6V9L181 8H183ZM38 8V7H37ZM41 8V7H40ZM51 8V7H50ZM49 8V9H50ZM56 8H58V7H56ZM56 8H54V10L51 8V10L50 11H52L53 13L55 12V9ZM170 8V7H169ZM185 8H184V10H185ZM207 8H209V7H206V9ZM214 8V7H213ZM24 9V8H23ZM39 9V8H38ZM42 9V8H41ZM46 9V8H45ZM171 9V8H170ZM179 9V8H178ZM210 9V8H209ZM9 10V9H8ZM44 10V9H43ZM109 10V9H108ZM212 10V9H211ZM210 10V12H212ZM6 11H7V9H6ZM47 11V10H46ZM57 12H59L58 10H56ZM178 11V10H177ZM185 11H187V10H185ZM209 11V10H208ZM208 11H206V12H208ZM215 11V10H214ZM3 12V11H2ZM43 12V11H42ZM51 12V13H52ZM57 12H56V14H57ZM167 12H168V10H167ZM184 12V11H183ZM201 12V13H200ZM204 12V11H203ZM11 13V12H10ZM47 13V15L49 16H51V14H50V12L48 11V12H46ZM45 13V14H46ZM49 13V14H48ZM39 14V13H38ZM55 14V15H56ZM59 14V13H58ZM157 15V17L159 18L160 17V23L162 22L163 23V28L161 27H159V29L160 30H158V29H156L155 28V30H154V28H153V25H155V24H153V21L155 20V16ZM171 16H170V15ZM176 14H177V12H176ZM187 14V13H186ZM10 15V14H9ZM12 15V14H11ZM44 15V14H43ZM47 15H46V17H47ZM53 15V14H52ZM169 15V16H168ZM178 15H179V13H178ZM188 15V16H189ZM204 15V14H203ZM207 15V14H206ZM177 16V15H176ZM182 16V15H181ZM184 16V15H183ZM186 16V15H185ZM51 17H53V16H51ZM55 17V16H54ZM56 17H58V16H56ZM108 17H109V15H108ZM155 17V18H154ZM171 17V18H170ZM209 17V16H208ZM154 18V19H153ZM190 17H188V19H189ZM210 18V17H209ZM217 18V17H216ZM48 19V18H47ZM47 19H45V20H47ZM52 20H53V18H51ZM106 19V18H105ZM44 20V21H45ZM48 20H50V19H48ZM82 20V19H81ZM158 20V19H157ZM157 20H156V22H157ZM195 20V21H196ZM206 20V19H205ZM205 20H203L202 22H201V24H199V25H201L200 26V28H202V29H206L208 26H207V23H208V21H207V23L205 22ZM236 20V21H235ZM80 21V20H79ZM173 21H175L174 23H173ZM198 21H197V23H198ZM216 21V20H215ZM42 22V21H41ZM46 22V21H45ZM48 22V21H47ZM60 22V21H59ZM71 22V21H70ZM69 22V23H70ZM84 22V20L82 21V23ZM178 22H179V20H178ZM187 22V21H186ZM186 22H183L185 25H187L186 24ZM204 22H205V24H204ZM232 22V21H231ZM256 22V21H255ZM50 23V22H49ZM54 23V22H53ZM109 23H108V25H109ZM154 23H155V21H154ZM196 22H194V24H195ZM217 23V22H216ZM223 23H225V22H223ZM233 23V24H234ZM39 24H41V23H39ZM45 24V26H47L46 24H48V23H44ZM52 24V23H51ZM71 24V23H70ZM159 24V23H158ZM213 23H211V25H212ZM218 24V23H217ZM237 25L239 24L238 22L236 23ZM235 24V25H236ZM245 24V23H244ZM243 24V25H244ZM254 24V23H253ZM38 25V24H37ZM41 25H43V23L41 24ZM41 25H38V26H40L39 28L41 29ZM54 25V24H53ZM84 25H86V24H84ZM157 25V24H156ZM162 25V24H161ZM179 24H177V26H178ZM189 25V24H188ZM198 25V26H199ZM209 25V24H208ZM235 25H233L234 27H237V26H235ZM241 25V24H240ZM251 25H252V23H251ZM250 24H249V26H251ZM58 26H59V23H58ZM66 26H67V24H66ZM72 27H74L73 25H71ZM158 26V25H157ZM179 26H181V25H179ZM178 26V27H179ZM213 26V25H212ZM227 26V25H226ZM229 26H230V24H229ZM231 26H232V23H231ZM230 26V27H231ZM248 26V25H247ZM263 26V25H262ZM48 27V26H47ZM49 27H51V26H49ZM60 28H61V26H59ZM62 27H64V29H66V30H63V32H68L69 30L67 29V28H65V26H63V24H62ZM110 27V30L112 29ZM184 27V26H183ZM186 27V26H185ZM196 27H197V25H196ZM234 27H232V28H230L231 30L234 28ZM241 27V26H240ZM243 27V26H242ZM59 28V29H60ZM75 28V27H74ZM74 28H72V30L74 31L75 29ZM82 28V27H81ZM171 28H173L172 30H176L177 32L175 33V31L173 32V31H171ZM180 28V27H179ZM178 28V29H179ZM237 28H239V25H238V27ZM246 28L247 27H245V31H246ZM1 29V28H0ZM51 29V28H50ZM80 29V28H79ZM181 29V28H180ZM184 29V28H183ZM192 29V28H191ZM193 29H195V28H193ZM191 30V31H194V30ZM202 29H200V30H202ZM210 29V28H209ZM213 29V27H211V30ZM230 29H228V30H230ZM240 29V28H239ZM250 29V28H249ZM45 30H46V28H45ZM48 30V29H47ZM44 31L43 29H42V32H41V34H46L45 32H51V31ZM61 30V32H62V29H60ZM71 30V34H72V31ZM157 30V31H156ZM186 30V29H185ZM190 30V29H189ZM244 30H242V28H241V31H244ZM6 30H0V46H1V48H2V51H3V55H2V58H3V61H4V63L6 64V62H15L14 60L15 59H13V56H11V54H10V51L11 50H15V49H13V48H15V42H12V41H10V40H8V39H6L4 36L5 35H3L4 33H6L5 32ZM44 31V32H43ZM59 31V30H58ZM80 31V30H79ZM181 31H182V29H181ZM203 31L204 30H202V31H199V32H202L203 33ZM238 31V30H237ZM240 31V30H239ZM240 31V32H241ZM4 32V33H3ZM56 32V31H55ZM62 32V33H63ZM65 32V33H66ZM75 32V31H74ZM73 32V33H74ZM188 32V31H187ZM212 32V31H211ZM247 32V31H246ZM246 32H244V33H246ZM58 33V32H57ZM68 33H70V32H68ZM175 33V34H174ZM182 33H183V31H182ZM195 33V32H194ZM242 33V32H241ZM243 33V34H244ZM52 34V33H51ZM70 34V35H71ZM184 34V33H183ZM196 34V33H195ZM194 34V35H195ZM48 35V34H47ZM64 35V34H63ZM70 35H68V37H72V35L70 36ZM116 35V34H115ZM120 35V34H119ZM192 35H193V33H192ZM205 35H208V34H205ZM240 35V34H239ZM245 35V34H244ZM43 36V35H42ZM49 36V35H48ZM47 36V39L45 38L46 37V35H45V37L43 36V39H46V41L49 39V37ZM51 36V35H50ZM176 36V35H175ZM211 36V35H210ZM209 36V37H210ZM241 36V35H240ZM243 36V35H242ZM63 37H66L67 38V36L65 35V36H63ZM117 37V36H116ZM120 37V36H119ZM187 37V36H186ZM244 37V36H243ZM259 37V36H258ZM122 38V37H121ZM152 38V39H153ZM68 39H70V38H68ZM68 39H66V40H68ZM245 39V38H244ZM256 39V38H255ZM258 39H260V41H258V42H260L261 44H263L264 45V37L262 38H258ZM263 39V40H262ZM61 40V39H60ZM63 40V39H62ZM149 40H151V39H149ZM177 40V39H176ZM180 40H182V39H180ZM234 40H235V38H234ZM237 40V39H236ZM241 40H242V38H241ZM253 40V39H252ZM252 40L250 41V42H252ZM49 41V40H48ZM51 41V40H50ZM95 41V40H94ZM121 41V40H120ZM122 41H124L123 40V38H122ZM135 41V42H134ZM184 41V40H183ZM254 41V40H253ZM257 41V40H256ZM255 41V42H256ZM56 42V41H55ZM55 42H53V43H55ZM66 42V41H65ZM142 42V41H141ZM224 42H226V41H224ZM241 42H243V40L241 41ZM249 41L247 40V43H248ZM249 42V43H250ZM49 43H51V42H48V44ZM64 43V42H63ZM68 43V42H67ZM123 43H125V42H123ZM135 43V44H136ZM172 43H174V42H172ZM176 43L178 44V41H176ZM184 43H186V42H184ZM208 43H210V42H208ZM219 43V42H218ZM220 43H223L222 41H220ZM243 43H245V42H243ZM243 43H242V47L244 48V45H243ZM254 42H252V44H253ZM257 43V42H256ZM260 43H259V45H260ZM44 44V43H43ZM48 44H46L47 45V48H45V46L46 45H44V49H43V47H41L42 49H41V52L39 53V52H37V50H34L35 52H31L32 54H31V56L33 57V59L36 61V60H38L40 63L42 62L44 65L45 64H47V66L46 67H48V66H50L51 65V62H52V58L51 57H54L52 54H54L55 53V49L57 50L58 48H56L55 46H57V44L54 46V45H50V46H54L55 47V49H54V47H53V51H54V53L50 50V48H52V47H49L48 46ZM132 44V43H131ZM139 44V43H138ZM148 44H151V42L150 43H148ZM175 44V43H174ZM188 44V43H187ZM205 44H207V43H205ZM212 44V43H211ZM217 44V43H216ZM216 44H214L213 43V45H215V46H211L210 44L208 45V46H210V47H208L207 48V52H206V49H204L205 50V54L207 53V54H209V57H211L210 56V54L212 55V57L214 56L215 58H217V60H218V62H219V60H221V61H226V62H228V65H230L229 64V61H230V58L232 57L233 58V60H231L232 62H235V64H236V61L237 60H239L240 58H238L237 56H236V53H235V51H234V54H235V56H234V54H231V52L233 53V50H235V48L237 49L238 47H240L241 46V43L239 42V36H238V40L237 41H232L231 39L228 41V42H226V43H223L222 45H216ZM251 44V45H252ZM63 45V44H62ZM65 45V44H64ZM108 45V44H107ZM110 45V44H109ZM126 45H128V44H126ZM182 45H183V42H182ZM190 45V44H189ZM189 45H188V47H189ZM249 45V44H248ZM247 45V46H248ZM122 46V45H121ZM129 46V45H128ZM149 46V45H148ZM171 46V45H170ZM172 46H173V44H172ZM179 46H180V44L178 45V48H179ZM187 46V45H186ZM201 46H206V45H201ZM200 46V47H201ZM258 46V45H257ZM257 46H256V48H257ZM105 47V46H104ZM103 47V48H104ZM106 47H108V46H106ZM110 47V46H109ZM142 47V46H141ZM145 47V46H144ZM183 48H184V45L182 46ZM191 47V46H190ZM189 47V48H190ZM242 47H240V49L242 48ZM0 48V49H1ZM49 48V49H48ZM101 48H102V46H101ZM173 48V47H172ZM176 48V47H175ZM178 48H176V50H180V49H178ZM181 48V47H180ZM188 48V49H189ZM195 49L197 48V47H194ZM199 48V47H198ZM204 48V47H203ZM202 48V49H203ZM206 48V47H205ZM234 48V49H233ZM242 48V49H243ZM252 48H253V46H252ZM261 48H263V46L261 47ZM151 49V50H152ZM182 49V48H181ZM185 49V48H184ZM183 49V50H184ZM191 49H192V47H191ZM191 49L189 50V52L191 51ZM202 49H201V51H202ZM260 49V48H259ZM43 50V51H42ZM97 50V49H96ZM101 50V49H100ZM130 50V49H129ZM150 50V51H151ZM175 50V51H176ZM185 50H187V49H185ZM200 50V49H199ZM248 50V49H247ZM59 51H60V49H59ZM72 51H73V49H72ZM137 51V50H136ZM149 51V52H150ZM153 51V50H152ZM159 51H158V53H159ZM166 51V50H165ZM174 51V52H175ZM201 51H200V53H201ZM1 52V51H0ZM15 52V51H14ZM68 52H69V54H68ZM68 52H67V54L69 55V58H66V60L67 59H72L73 61L75 60V64H74V62H72L71 64H72V66L73 65H75L74 67H77L78 66V63H79V66H80V64H82V63H80V60L79 59H83L84 58V55L86 56V54H85V52H84V55L82 56L83 58H81V56H80V58H78V57H74V56H72L70 53H72L71 52V50H68ZM100 52V51H99ZM104 52V51H103ZM168 52V51H167ZM182 52H184V51H182ZM187 52V51H186ZM240 52H241V50H240ZM73 53H75V54H77L76 52H73ZM82 54H83V52H81ZM80 53V54H81ZM117 53V52H116ZM165 53V52H164ZM193 53V52H192ZM191 52H190V54H192ZM194 53H196V54H199V51H198V53L197 52H194ZM192 54V55H195V54ZM204 52L202 51V53L201 54H203ZM1 54V53H0ZM30 54V53H29ZM74 54V55H75ZM98 54V53H97ZM105 54H107V53H105ZM110 54V53H109ZM115 54V53H114ZM179 54H182V53H179V51L177 52V55H179ZM186 54V53H185ZM188 54V53H187ZM14 55V54H13ZM111 55V54H110ZM116 55V54H115ZM184 55V54H183ZM182 55V56H183ZM191 55V56H192ZM200 55V54H199ZM198 55V56H199ZM230 55H232V56H230ZM238 55V54H237ZM15 56V55H14ZM30 56V55H29ZM77 56V55H76ZM114 56V55H113ZM172 56V55H171ZM182 56L181 57H179L180 59L182 58ZM185 56V55H184ZM190 56V57H191ZM202 55H200V57H201ZM206 56V55H205ZM90 57V56H89ZM169 57V56H168ZM174 57V56H173ZM186 57V56H185ZM188 57H189V55H188ZM189 57V58H190ZM192 57H194V56H192ZM195 57H197V55L195 56ZM203 57V56H202ZM207 57V56H206ZM208 57V58H209ZM214 57H213V60H214ZM230 57V58H229ZM234 57H237L238 59H236V61H234L235 59H234ZM257 57V56H256ZM1 58V59H2ZM101 58V57H100ZM104 58H105V56H104ZM118 58V57H117ZM170 58V57H169ZM98 59H99V56H98ZM106 59H107V56H106ZM105 59V60H106ZM175 59H177V58H175ZM203 59V58H202ZM261 59V58H260ZM57 60V59H56ZM84 60V59H83ZM101 60H103V56H102V59ZM108 60H111L110 62H112V57H111V59H108ZM174 60V59H173ZM192 60H194V58L192 59ZM192 60L190 61V60H188V58H184V60H183V62H182V64L180 63V66H182L183 65V67L185 68V67H188V69H189V66L191 65V64H193V62H195L196 63V61H193L192 62ZM198 60H200V59H198ZM216 60V59H215ZM241 60V59H240ZM239 60V61H240ZM257 59H255V61H256ZM263 60H264V58H263ZM6 61V62H5ZM85 61V60H84ZM87 61V60H86ZM91 61V60H90ZM94 61V60H93ZM107 61V60H106ZM117 61V60H116ZM230 61V62H231ZM238 61V62H239ZM259 59L257 60V64L260 62L261 63V61L262 60H260L259 62ZM69 62H70V60H69ZM82 62V61H81ZM99 62V61H98ZM109 62V63H110ZM113 62H115L114 60H113ZM178 62V61H177ZM181 62V61H180ZM198 62V61H197ZM217 62V61H216ZM217 62V63H218ZM232 62H231V65H232ZM263 62V61H262ZM65 63V62H64ZM67 63V62H66ZM108 63V64H109ZM120 63V62H119ZM222 63V62H221ZM241 63V62H240ZM264 63V62H263ZM2 64V63H1ZM4 64V65H5ZM58 64V63H57ZM61 64V63H60ZM70 64V65H71ZM83 64H84V62H83ZM90 64V63H89ZM176 64L179 66V64L178 63H175V67H177V68H181L180 66L178 67V66H176ZM200 64V63H199ZM199 64H198V66H199ZM219 65H220V63H218ZM217 64V65H218ZM224 64V63H223ZM221 65V66H224V65ZM234 64V65H235ZM256 64V66L258 67V70H259V64L257 65ZM3 65V64H2ZM54 65V64H53ZM63 65V64H62ZM61 65V66H62ZM112 65H113V67H115L114 66V64L112 63ZM121 65V64H120ZM194 65V68L195 67H197V66H195V64H193ZM230 65V67H229V69L230 70H225V68H224V70L226 71V72H223V73H221L220 72V74L218 73L217 74V72H216V75L215 74H213V73H215V72H213L212 74L213 75H211V74H204L203 76H192V75H188V74H190L192 71H189V73L188 74H186L187 76H189V77H185V75H183L184 77H185V79L183 80V78H182V80H183V84L181 85V88H185L186 90H187V92H188V90L189 91H193L192 93H194V90H195V88H197V89H199V91H201L200 90V88H198V87H201V89L202 88H204V87H202V86H206V87H209L210 86V88H211V85L212 84H214V86H215V83H210V82H212V81H214V80H212V79H216V78H218V79H216L217 81L220 79H226V81L228 82V80L231 82L232 81V86H233V82H235V81H237V83H238V80H239V82H240V80H241V78L243 79L244 78V70H245V68L243 69V67H241L240 65H242V64H240L239 65V63L237 64V65H235V67L233 68V65L231 66ZM255 65V64H254ZM55 66H56V64H55ZM67 66V65H66ZM87 66V65H86ZM192 66V65H191ZM190 66V67H191ZM242 66H244V65H242ZM260 66H262V64L260 65ZM52 67V66H51ZM84 67H85V64H84ZM84 67H82V68H84ZM117 67V66H116ZM115 67V68H116ZM120 67V66H119ZM174 67V68H175ZM218 67V66H217ZM227 67V68H228ZM232 67V68H231ZM53 68H54V66H53ZM58 68V67H57ZM87 68V67H86ZM114 68V69H115ZM183 68V69H184ZM192 68V67H191ZM209 68V67H208ZM47 69V68H46ZM152 69V68H151ZM186 69V68H185ZM187 69V70H188ZM195 69H197V68H195ZM194 69V70H195ZM219 69H220V67H219ZM218 69V70H219ZM222 69H223V67H222ZM48 70V69H47ZM50 70V69H49ZM52 70V69H51ZM90 70V69H89ZM88 70V71H89ZM93 70V69H92ZM148 70H150L149 68H148ZM189 70H191V69H189ZM210 70V69H209ZM221 70V69H220ZM155 70H152L151 72L152 73H149V78L148 77H146V80L145 79H143V80H145V81H147V79H148V83H149V86H150V83H151V88H153V86H152V82H154V83H158L159 84V82L161 81V79H162V77L161 76H159L160 74L157 72V71H155ZM179 71H182L181 69L179 70L178 69V72ZM196 71V70H195ZM194 71V72H195ZM215 71V70H214ZM244 73H243V72ZM246 71V70H245ZM51 72V71H50ZM54 72V71H53ZM57 72V71H56ZM145 72V71H144ZM156 72L159 74H156ZM194 72H192V73H194ZM197 72H198V70H197ZM196 72V73H197ZM210 72V71H209ZM256 72L259 74V80H261V81H264V64H263V66L262 67H260V70L259 71H257L256 70ZM89 73H91V72H89ZM89 73L87 74V75H89ZM96 73V72H95ZM155 73V74H154ZM180 73V72H179ZM182 73V72H181ZM185 73H186V71H185ZM191 73V74H192ZM205 73V72H204ZM208 73V72H207ZM244 74V75H242L241 76V74ZM83 74V73H82ZM84 74H86V71H85V73ZM83 74V75H84ZM145 74V73H144ZM147 75H148V72L146 73ZM145 74V75H146ZM153 75L152 76V78L150 77V75ZM176 74V73H175ZM178 74V73H177ZM184 74V73H183ZM203 74V73H202ZM76 75V74H75ZM87 75H84V76H86L87 77ZM91 75H92V73H91ZM247 75V74H246ZM77 76H78V74H77ZM79 76H81V77H83L84 78V76H82L81 74L79 75ZM93 76H95V75H92V77ZM159 76V77H158ZM179 76V75H178ZM180 76H181V74H180ZM0 77H2V76H0ZM143 77V76H142ZM165 77V76H164ZM182 77V76H181ZM241 77V78H240ZM4 78V77H3ZM75 78V77H74ZM83 78H80V80L81 79H83ZM144 78V77H143ZM158 78H160V81L158 82V80L156 81L155 79H158ZM177 78V77H176ZM227 78H228V80H227ZM240 78V79H239ZM246 78V77H245ZM78 79V78H77ZM76 79V80H77ZM86 79V78H85ZM152 79V80H151ZM165 79V78H164ZM80 80H78L77 82H79L80 83ZM88 80V79H87ZM150 80V81H149ZM153 80H155V81H153ZM167 80H170V79H167ZM179 80V79H178ZM177 80V82H179ZM180 80H181V78H180ZM84 81V82H83ZM83 83L81 84V85H83V86H86V80H84L83 79ZM152 81V82H151ZM162 81H164L163 79H162ZM161 81V82H162ZM216 81V84L219 82H217ZM223 81V80H222ZM225 81V80H224ZM226 81L225 82H223V85H225L224 83H226ZM242 81V80H241ZM76 82V81H75ZM144 82V81H143ZM167 82V81H166ZM245 82V81H244ZM62 83V82H61ZM78 83V84H79ZM153 83V85L155 86H157L158 84H154ZM165 83V81L163 82V84ZM169 84H170V86H171V83L170 82H168ZM175 82H173V84H174ZM229 83V82H228ZM227 83V84H228ZM241 83V82H240ZM243 83V82H242ZM260 83H262V82H260ZM57 83H55L54 85H56ZM88 84V83H87ZM180 84H181V81H180ZM179 84V85H180ZM209 84V85H208ZM211 84V85H210ZM219 84V83H218ZM220 84H221V81H220ZM227 84H226V86H227ZM244 84V83H243ZM243 84H241V85H243ZM53 85V86H54ZM136 85V84H135ZM141 85H142V82H141ZM165 85V84H164ZM164 85H162L163 87V90H165V87H166V90H165V92L167 91V86H165L164 87ZM166 85H167V83H166ZM177 84L175 83V85H174V87L176 86ZM179 85H177L178 87H179ZM208 85V86H207ZM222 85V84H221ZM229 85V84H228ZM237 85H239V84H237ZM236 85V86H237ZM241 85H239V86H241ZM62 86H65V85H61L60 86V84H57V86H56V90L58 91V93H59V91H62V93H63V90H62ZM144 86V85H143ZM154 87V90L152 89V91H154V94H157V93H161V92H164L163 90H162V88H161V85L159 86V88L162 90H160V89H158V91H156L155 90V88H157V87ZM218 86V85H217ZM231 86V85H230ZM55 87V86H54ZM136 87V86H135ZM225 87V86H224ZM235 87V86H234ZM66 88V87H65ZM64 88V89H65ZM145 88V87H144ZM147 88H149L148 87V84H147ZM171 88V87H170ZM173 88V87H172ZM180 88V89H181ZM218 88H219V86H218ZM233 88V87H232ZM239 88V87H238ZM68 89V88H67ZM179 89V90H180ZM205 89V88H204ZM212 89H215V88H212ZM145 90H147L146 88H145ZM160 90V91H159ZM175 90V89H174ZM186 90H184V91H186ZM227 90V89H226ZM52 91H54V90H52ZM67 91V90H66ZM169 91V90H168ZM167 91V92H168ZM173 91V90H172ZM171 91V92H172ZM178 91V90H177ZM184 91H182L181 90V92H183V93H185ZM196 91H198V90H196ZM212 91V93H213V90H211ZM210 91V92H211ZM235 91L236 90H234V93H235ZM151 92V91H150ZM156 92V93H155ZM164 92V93H165ZM221 92V91H220ZM54 93V92H53ZM57 92H55V94H56ZM142 93H143V91H142ZM147 93V92H146ZM152 94H153V92H151ZM174 93H175V91H174ZM205 93V92H204ZM233 93V94H234ZM60 94V93H59ZM99 94V93H98ZM98 94L96 95V98H97V96H98ZM145 94V93H144ZM186 94V93H185ZM216 94V93H215ZM228 94V93H227ZM62 95V94H61ZM60 95V96H61ZM64 96H65V94H63ZM72 95V94H71ZM92 95V94H91ZM106 95V94H105ZM104 94L102 95V96H105ZM108 95V94H107ZM147 95V94H146ZM146 95H144V96H146ZM158 95V94H157ZM156 95V96H157ZM161 95V94H160ZM168 95V94H167ZM175 95H176V93H175ZM184 95V94H183ZM221 95V94H220ZM220 95H218V96H220ZM225 95V94H224ZM235 95V94H234ZM233 95V96H234ZM64 96H62V97H64ZM87 96V95H86ZM85 96V97H86ZM93 96L94 95H92V97H91V100L90 101H92V98H93ZM143 96V97H144ZM150 96V95H149ZM148 96V97H149ZM154 96V95H153ZM156 96L155 97H152L151 96V101H152V99L153 98H156ZM163 96H165V95H162V98H163ZM174 96V95H173ZM188 96V95H187ZM193 96H195V93L193 94ZM208 96V95H207ZM216 96V95H215ZM223 96V95H222ZM221 96V97H222ZM225 96H227V95H225ZM230 96H232V95H230ZM115 97V96H114ZM147 97V96H146ZM190 97H192V94H191V96ZM196 97H197V95H196ZM201 97H202V95H201ZM210 97V96H209ZM65 98H66V96H65ZM64 98V99H65ZM72 98H74V97H72ZM87 98H89L88 96L85 98V100L87 99ZM99 98H101V97H99ZM133 98H134V96H133ZM141 98V97H140ZM182 98V97H181ZM67 99V98H66ZM66 99L64 100V101H66ZM77 100H75V101H72V100H68V103L67 104H62V103H60L61 102V98L59 99L60 100V102H55V100L53 101V102H48V100H50V99H47V104L43 101L42 102V100H41V102H39L38 104L40 105L39 106V109L41 108V111H42V105H43V107L46 109V112L48 113V115H47V118L49 117V121L51 122H47L49 125H48V127H50V130L51 129H54L55 131L56 130H58L59 128L62 130L63 129V125L65 124H67L65 121H70V122H76V121H80V120H78L79 119V117L80 116H82V115H85V113L83 114V112H85V109L87 108L88 109V106L90 105L89 103H91L90 101H87V103L86 102H84V101H80L79 99H81V100H84V98H82V97H80L79 99L78 98H76ZM93 99H95V98H93ZM105 99V98H104ZM103 99V100H104ZM109 99H110V97H109ZM108 99V100H109ZM119 99V98H118ZM142 99V98H141ZM149 98H145L144 97V100H145V103H148V105L151 103L150 102V100H148ZM156 99H158V98H156ZM174 99H176V97H174ZM180 99V98H179ZM186 99V98H185ZM192 99H193V97H192ZM199 99V98H198ZM206 99V98H205ZM214 99H216V98H214ZM43 100H46V99H43ZM98 100V99H97ZM96 99H95V103H96V101H97ZM107 100V99H106ZM107 100V101H108ZM115 100V99H114ZM155 100V99H154ZM154 100H153V102H152V104L153 103H155L156 102V100H155V102H154ZM162 100H164V99H162ZM167 100V99H166ZM183 100V99H182ZM194 100H195V98H194ZM197 100V99H196ZM211 100V101H210ZM209 101L210 102H213V100L212 99H210ZM222 100H223V98H222ZM4 101H6L5 103H7V101L9 102V103H11L12 104V106L13 107H17V102H16V100H15V96H14V94H13V92H12V86H11V80H9V78L7 77V78H4V79H0V108L3 106V103H4ZM57 101H58V99H57ZM62 101H63V98H62ZM109 101H111V99L109 100ZM117 101V100H116ZM132 101V100H131ZM146 101H148V102H146ZM160 101H161V99H160ZM168 102H169V100H167ZM176 101V100H175ZM199 102H196L194 105H198V106H200L199 105V103H201L200 101H203L201 98L198 100ZM208 101V100H207ZM98 102V101H97ZM103 102H105V101H103ZM114 102V101H113ZM118 102H119V100H118ZM141 102V101H140ZM140 102H139V104H140ZM144 102V101H143ZM150 102V103H149ZM166 102V101H165ZM180 102V101H179ZM178 102V103H179ZM182 102V101H181ZM188 102V101H187ZM219 102V101H218ZM231 102H232V98H231ZM42 105H41V104ZM43 103H45V105L43 104ZM64 103V102H63ZM66 103V102H65ZM93 103V102H92ZM92 103H91V107H92ZM135 103V102H134ZM145 103L144 104H141L142 106H143V108H145ZM161 103V102H160ZM172 104H173V102H171ZM185 104H186V101L184 102ZM207 103V102H206ZM217 103V102H216ZM223 103V102H222ZM105 104L106 105H104L103 103L100 105V104H98V105H100V108H103V107H101V106H103L104 105V108L107 110V112L106 111H104L103 109V111L104 112H106V115L108 114V110L109 111H111L109 114L110 115H113V114H111V113H114L115 111L117 112V111H119V109L118 108H116L117 106H115L116 104L115 103H112V101L111 102H108V103H106L105 102ZM128 104V103H127ZM152 104H150L149 105V107H153L154 108V106H151ZM156 106L158 105L159 106V102L157 101L156 103ZM154 104V105H155ZM165 104H167V103H165ZM164 104V105H165ZM175 104V106L177 105L176 103H174ZM173 104V105H174ZM191 104V103H190ZM189 104V102L187 103V105L189 106L190 105ZM212 105L211 106H213L214 104H215V102L214 103H211ZM220 104V105H219ZM219 104L217 103V104H215V112H216V115H215V121H221V117L223 118V113L225 112V110H224V106H222L221 105V103L219 102ZM224 104V103H223ZM231 104V103H230ZM6 105V104H5ZM5 105H4V107L2 108V109H4L5 108ZM88 105V106H87ZM98 105H96V106H98ZM124 106H125V104H123ZM147 105V104H146ZM148 105L146 106V107H148ZM161 105V104H160ZM164 105H161V106H163L164 107ZM180 106H181V104H179ZM179 105H177L178 107H180ZM183 105V104H182ZM187 105L186 106H181L180 108H178L177 106H176V108L175 107H173L174 108V110L172 111L170 108H169V110L170 111H172V112H170L169 110H167L166 109V107L165 108H163L166 112H164L163 110V112L164 113H168V111L170 112L169 114H171V116L170 115H168V114H164L165 116L164 117H162V119H161V121L163 120V121H165V122H168V123H170V125L169 124H164V122H162L163 123V126L165 127V125H167V127L168 126H173V128L174 129H177V131H178V129L180 130V132H181V134L183 135V136H185L184 138L185 139H183V140H188V142L189 141H191V137L192 136H194V135H198V134H196L195 132L196 131H198V130H200L201 128H205L204 130L206 131V129H210V128H212L211 126V123L214 121H211V123H210V121H208V120H206L205 118H204V116L202 117L201 116V113H202V108L204 107V106H208L209 104H202L200 107H198V109H196L195 110V112L193 111V109H190L189 107H187ZM95 106V109L97 108H99V106L98 107H96ZM155 106V108L157 109L158 108V106L156 107ZM161 106H160V108H159V111L161 110ZM171 106V105H170ZM192 106V105H191ZM190 106V107H191ZM232 106V105H231ZM230 106V107H231ZM7 107V106H6ZM19 107V106H18ZM119 107V106H118ZM141 106H139V108H140ZM148 107V109H150ZM194 107V106H193ZM197 107V106H196ZM210 107V106H209ZM229 107V106H228ZM21 108V107H20ZM19 108V109H20ZM120 108V107H119ZM121 108H122V106H121ZM127 108V107H126ZM154 108V109H155ZM1 109V110H2ZM6 109V108H5ZM18 109V108H17ZM115 109H118V110H115ZM135 109V108H134ZM147 108H145V110H148ZM152 109V108H151ZM155 109V110H156ZM209 109V108H208ZM228 109V108H227ZM44 110V109H43ZM100 112L102 111L101 109H98ZM126 110H128V109H126ZM140 110V109H139ZM153 110V109H152ZM204 110V109H203ZM211 110V109H210ZM2 111H4V110H2ZM18 111V110H17ZM90 111V110H89ZM97 111V110H96ZM102 111V112H103ZM113 111V112H112ZM129 111V110H128ZM143 111H144V109H143ZM148 111H150V110H148ZM156 111H158V110H156ZM162 111H160V112H162ZM197 111V112H196ZM248 111V110H247ZM45 111H43V113H44ZM92 112V111H91ZM115 112V113H116ZM124 112V111H123ZM130 112V111H129ZM133 112V111H132ZM158 113V115L160 116V114L161 113ZM205 112H206V110H205ZM230 112H231V110H230ZM233 112V111H232ZM1 113V112H0ZM5 113H7L6 111H5ZM4 113V114H5ZM46 113V114H47ZM97 113V112H96ZM114 113V114H115ZM119 113V112H118ZM131 113V112H130ZM143 113V112H142ZM155 113V112H154ZM153 113V114H154ZM157 113V112H156ZM204 113V112H203ZM244 113H246V112H244ZM243 113V111H242V113L240 114V115H242V117L243 118H246V120L248 119H250L251 120V118L253 117H251V115L247 112L246 114H244ZM3 114V113H2ZM3 114V115H4ZM99 114V113H98ZM101 115H102V113H100ZM105 114V113H104ZM227 114V113H226ZM8 115H9V112H8ZM100 115V116H101ZM109 115V116H110ZM120 115V114H119ZM124 114H122V116H123ZM132 115V114H131ZM141 115V114H140ZM139 115V116H140ZM148 115V114H147ZM157 115V114H156ZM157 115V116H158ZM170 116L169 118H167L168 116ZM237 115V114H236ZM105 116V115H104ZM108 116V115H107ZM107 116H105V117H107ZM115 116H118V114L116 113L115 115H114V117ZM142 116V115H141ZM144 116H145V114H144ZM144 116H143V118H144ZM149 116V115H148ZM158 116V117H159ZM161 116H162V114H161ZM206 116H207V114H206ZM205 116V117H206ZM6 117V116H5ZM102 117V116H101ZM111 117V116H110ZM113 116L111 117V119L112 118H114ZM126 117H128V116H126ZM130 117V116H129ZM225 117V116H224ZM241 117V116H240ZM45 118V116L43 117V119ZM97 118V117H96ZM103 118V117H102ZM117 118V117H116ZM118 118H121V115H120V117H118ZM117 118V119H118ZM133 118V117H132ZM134 118H136V117H134ZM160 118V117H159ZM209 118V117H208ZM242 118V119H243ZM3 119H4V117H3ZM7 119V118H6ZM107 120L109 119L110 120V118H106ZM105 119V120H106ZM156 119H157V117H156ZM156 119H154L155 121H154V126H155V123L158 121V122H160V119L158 120L157 119V121H156ZM224 120H225V118H223ZM260 119V118H259ZM93 120V119H92ZM100 120H101V118L99 119V123H101L100 122ZM103 120V119H102ZM106 120V121H107ZM116 120V119H115ZM125 120L126 119H124V126L126 127L129 123H128V121L129 120H127V122H125ZM134 120V119H133ZM145 120H148L147 118L145 119ZM212 120V119H211ZM230 120V119H229ZM235 120V119H234ZM247 120V121H248ZM249 120V121H250ZM0 121H1V119H0ZM131 121V123L133 122L132 121V119L130 120ZM243 121V120H242ZM255 121V120H254ZM261 121V120H260ZM45 122V121H44ZM70 122H68L69 123V125H70ZM85 122H88V121H85ZM91 123H92V121H90ZM120 122V120L118 119L117 120V124ZM226 122V121H225ZM231 122V121H230ZM233 122V121H232ZM231 122V123H232ZM235 122V121H234ZM251 122H252V120H251ZM1 123H2V121H1ZM6 123V122H5ZM98 123V124H99ZM130 123V124H131ZM136 123H138V122H135V124ZM142 123V122H141ZM161 123V124H162ZM222 123V122H221ZM72 124V123H71ZM103 124V123H102ZM102 124H100V125H102ZM117 124H116V122L115 121H113L112 120V125H110V126H112V127H114V131H115V129H116V132H117V130H119V129H121L122 130V132L121 133H119V132H117V134H119V137H120V134H122L123 136H121V137H124V139H122V140H120V141H126L127 140V142H124V143H126L127 144V147L129 146V149H131V147H134V148H137V151H142V147H143V151H145V152H141V154L143 155V156H146L147 155V153L149 152H151V154L153 153V154H156L155 156H157V157H159V158H157L158 160H161V163L160 164H156V161L155 162H153V163H155L154 165H152V162L149 164V165H143V167H139L138 165V167L136 168V169H138V168H141V170H139L140 172H138V173H136L137 171H135L134 172V170H133V174H132V172H130V171H124V167L122 168L121 166H118L119 168L121 167L122 169L119 171V170H117V169H113V168H111L112 170H110L109 169V174L107 175V177H106V174H105V177H106V180H110V179H107L108 178V176L109 177H112V179H111V181L110 182H112V181H114L113 180V178L115 177V180H116V178H119V179H121L120 181H124V184L122 183V182H120V183H122V185H125V187L127 186V187H129V186H133V185H137V187H139L138 186V184H142L143 185V183H148V180H149V182H151L152 181V177L153 176H156V175H158V177H159V179H160V181L161 180H166L168 183H170V182H173V180L176 182V184H177V180L178 179H180V180H178V184L180 185V181L181 182H184L185 180H187V179H185V178H187V176L186 175H188L187 174V170L185 169V166L186 165H184L183 163H181V162H183L184 160H185V158H186V155L184 156L183 154H185L184 153V151L182 152V151H180V150H183V149H180L179 150V147H181V146H179L178 147V149L177 148H175V146H176V144L174 143V142H176L177 140H179L178 138L176 139V141H174V139L176 138L175 137V135H174V137H172L171 135V139L172 138H174L173 139V143H172V140H170L167 136H166V138H168V140L167 141H169L168 143H167V141L166 142H164V144L165 143H167V144H163V140L164 139H162V141H161V146H163L162 147V149H160L159 150V148H155L154 149V147L155 146H152L151 145V143H152V141H151V143L150 142H147V144H144V142H142L144 139H143V137H142V141H141V139L140 138H138V137H141V136H139L140 134H141V132L143 133V135L144 134H146V132L143 130V131H141L140 130V128H138L139 130L138 131H141L140 133H139V135H138V137L137 138H132L131 136H130V134L131 133H133V131L129 134V132L131 131V126H127V128H129L130 127V131L127 129V128H125L123 125V127H121V128H119V129H117ZM120 125L119 126H121V122L119 123ZM127 124V125H126ZM134 124V123H133ZM134 124V125H135ZM160 124V123H159ZM217 124V123H216ZM226 124H227V122H226ZM262 124V123H261ZM261 124H260V126H261ZM80 125V124H79ZM99 125V126H100ZM107 125V124H106ZM105 125V126H106ZM134 125H133V127H134ZM144 125V124H143ZM156 125H158V124H156ZM221 126H222V124H220ZM233 125V124H232ZM256 125H258L259 126V124H256ZM256 125H254V126H256ZM263 125H264V123H263ZM73 126V125H72ZM108 126V125H107ZM110 126H108V128L110 127ZM118 126V127H119ZM138 126H140V125H138ZM137 126V124H136V128L138 127ZM142 126V125H141ZM161 126V125H160ZM163 126H162V128H163ZM221 126H220V128H221ZM225 126V125H224ZM234 126V125H233ZM236 126V125H235ZM251 126V125H250ZM62 127V128H61ZM65 127V126H64ZM104 127V126H103ZM149 127V126H148ZM147 127V128H148ZM166 127V128H167ZM216 127V126H215ZM263 127V126H262ZM44 129L45 128H47L46 126L45 127H43ZM42 128V129H43ZM72 128V127H71ZM79 128V127H78ZM95 128H96V126H95ZM101 128H102V126H101ZM111 128V127H110ZM136 128H132L133 130L134 129H136ZM145 128V127H144ZM146 128V129H147ZM152 128V127H151ZM161 127H160V129H162ZM165 128V129H166ZM169 128H171V127H169ZM169 128H167V129H169ZM173 128H172V130H173ZM214 128V127H213ZM212 128V129H213ZM233 128V127H232ZM237 128V127H236ZM249 128V127H248ZM251 128V127H250ZM249 128V129H250ZM254 128H256V127H254ZM258 128V127H257ZM256 128V129H257ZM35 129V128H34ZM41 129V130H42ZM43 129V131L44 132H46L47 130L45 129L44 130ZM59 129V130H60ZM89 129H92V128H89ZM103 129V128H102ZM105 129V128H104ZM107 129V128H106ZM105 129V130H106ZM154 129V128H153ZM160 129H157L156 127H155V131L156 130H159L160 131ZM164 129V128H163ZM198 129V130H197ZM218 129H219V127H218ZM230 129H231V127H230ZM58 130V131H59ZM94 130H96V129H94ZM101 130V129H100ZM109 130V129H108ZM148 130V129H147ZM217 130V129H216ZM221 129H219V131H220ZM225 130V129H224ZM233 130V129H232ZM235 130V129H234ZM252 130V129H251ZM260 130L261 129H259V132H260ZM42 131V132H43ZM48 131H49V129H48ZM65 131H68V130H65ZM81 131V130H80ZM109 131H113V130H109ZM150 131H151V129H150ZM154 131V130H153ZM158 131V132H159ZM166 131V130H165ZM176 131V130H175ZM177 131H176V133H177ZM192 131V132H191ZM211 131V130H210ZM209 130H208V132H210ZM215 131V130H214ZM217 132V133H219V134H217V135H220V134H224L223 133V131H222V133L221 132ZM258 131V130H257ZM2 132V131H1ZM36 132H37V130H36ZM43 132V133H44ZM52 132V131H51ZM57 132V131H56ZM69 132V131H68ZM89 132V131H88ZM91 132H93V131H91ZM98 132V131H97ZM160 132H163L162 130L160 131ZM172 132V131H171ZM193 132H194V134H193ZM198 132H200V131H198ZM207 132V133H208ZM215 132V133H216ZM226 132V131H225ZM236 132V131H235ZM262 132V131H261ZM42 133V134H43ZM47 133V132H46ZM54 133L55 132H53V133H51L52 134V136L54 135ZM67 133V132H66ZM72 133V132H71ZM81 133V132H80ZM93 133H95V132H93ZM147 133H149V132H147ZM151 133V132H150ZM149 133V135H152L153 134V136L154 137H157V136H155L156 135V133H157V131L155 132V133H152V134H150ZM164 133V132H163ZM162 133V134H163ZM175 133V134H176ZM179 133V132H178ZM178 133H177V135H178ZM193 135H192V134ZM207 133L205 134V135H207ZM211 133V132H210ZM45 134V133H44ZM49 134V135H48ZM47 134V136L49 137V136H51L50 135V131H49V133ZM69 134V133H68ZM159 134H161V133H158V135ZM162 134H161V137H162ZM167 134H168V132H167ZM172 134V133H171ZM187 134V135H186ZM212 134H213V131H212ZM236 134V133H235ZM2 135V134H1ZM57 135V134H56ZM83 135V134H82ZM137 135V133L135 134V136ZM142 135V134H141ZM176 135V136H177ZM181 135V136H182ZM190 135H192V136H190ZM208 135H210V134H208ZM208 135L206 136V139H207V137H208ZM216 135V136H217ZM226 135V134H225ZM225 135H223V136H225ZM237 135V134H236ZM51 136V137H52ZM55 136V135H54ZM54 136H53V138H54ZM153 136H151L150 138H152ZM160 136V135H159ZM180 138H181V136L180 135H178ZM201 136V135H200ZM221 136V135H220ZM223 136H221V137H223ZM233 136V135H232ZM46 137V136H45ZM44 137V138H45ZM47 137V138H48ZM70 137V136H69ZM73 137V136H72ZM75 137V136H74ZM79 137V136H78ZM78 137H76V138H78ZM106 137V136H105ZM148 137V136H147ZM160 137V138H161ZM164 137V136H163ZM187 137V138H186ZM211 137V136H210ZM37 138V137H36ZM68 138V137H67ZM76 138H74V139H76ZM92 138V137H91ZM90 138V139H91ZM126 138V139H125ZM145 138V137H144ZM149 138V139H150ZM158 138V137H157ZM214 138V137H213ZM212 138V139H213ZM49 139V138H48ZM48 139H46L47 141H48ZM52 139V138H51ZM62 139V138H61ZM148 139V138H147ZM156 139V138H155ZM159 139V138H158ZM201 139V138H200ZM202 139H205V138H202ZM223 139V138H222ZM235 139V138H234ZM15 140V139H14ZM17 140V139H16ZM45 140V139H44ZM43 140V141H44ZM112 140V139H111ZM193 140V139H192ZM209 140H211V138L210 139H207V140H205V141H209ZM38 141V140H37ZM54 141V140H53ZM57 141V140H56ZM77 142H78V140H76ZM79 141H81L80 139H79ZM85 141V140H84ZM88 141V140H87ZM145 141V140H144ZM149 141V140H148ZM153 141H154V138H153ZM158 141V140H157ZM170 141H171V143H170ZM194 141V140H193ZM192 141V142H193ZM199 141V139L196 141V142H198ZM204 140L203 141H201V143H203V142H205ZM212 141V140H211ZM221 141V140H220ZM231 141H234L233 140V138H232V140ZM237 141V140H236ZM33 142H35V141H33ZM39 145L41 146V144L40 143H43L42 141L40 142V139H39ZM46 142V141H45ZM50 142H52V141H50ZM83 142V141H82ZM81 142V143H82ZM180 142V141H179ZM192 142H190V143H192ZM195 142V143H196ZM227 142V141H226ZM226 142H224L225 144H226ZM229 142V141H228ZM235 142V141H234ZM15 143V142H14ZM37 143V142H36ZM62 143V142H61ZM115 143V142H114ZM177 143H178V141H177ZM200 143V144H201ZM206 143V142H205ZM213 143V142H212ZM214 143H215V141H214ZM213 143V144H214ZM222 143V142H221ZM223 143V144H224ZM230 143V142H229ZM17 144V143H16ZM35 144V143H34ZM48 144V143H47ZM46 144V145H47ZM72 144H75V146H77L78 144L76 143V142H73ZM91 144V143H90ZM144 144V145H143ZM183 144V143H182ZM193 144V143H192ZM198 144V143H197ZM213 144H211V145H213ZM224 144V145H225ZM44 145V144H43ZM52 145V144H51ZM80 145V144H79ZM118 145V144H117ZM154 145V144H153ZM155 145H156V143H155ZM178 145H180L179 143H178ZM177 145V146H178ZM185 145V144H184ZM199 145V144H198ZM208 145V144H207ZM217 145V144H216ZM38 146V145H37ZM53 146V145H52ZM60 146V145H59ZM82 146V145H81ZM157 146V145H156ZM194 146V145H193ZM215 146V145H214ZM39 147V146H38ZM119 147H120V145H119ZM192 147V146H191ZM207 147L208 146H206V147H204L203 146V149H207ZM209 147H211V146H209ZM222 147V146H221ZM230 147V150L232 149L231 147H233V144H232V146L230 145V146H228L227 147V149ZM78 148V147H77ZM80 148V147H79ZM84 148V147H83ZM87 148V147H86ZM118 148V147H117ZM123 148V147H122ZM124 148H126V147H124ZM141 150H140V149ZM144 148H146L145 150H144ZM161 148V147H160ZM43 149V148H42ZM76 149V148H75ZM81 149H82V147H81ZM128 149V150H129ZM139 149V150H138ZM156 149H158L157 151H156ZM192 149V148H191ZM199 149V148H198ZM205 149V150H206ZM219 150H217L219 153H218V158H217V160H215V161H217V170L219 171H222L223 170V168L224 167H226L227 168V166H226V164H225V162H226V160L227 159H229V158H233V156H232V154H229L228 152H227V149L224 147L223 149H221L220 150V148H218ZM264 149V148H263ZM47 150V149H46ZM79 150V149H78ZM77 150V151H78ZM148 150V151H147ZM149 150H151V151H149ZM184 150H186V149H184ZM190 150V149H189ZM188 150V151H189ZM194 150V149H193ZM197 150V149H196ZM209 150V149H208ZM207 150V151H208ZM243 150V149H242ZM251 150V149H250ZM260 150V149H259ZM262 150V149H261ZM48 151V150H47ZM83 151V150H82ZM90 151H93V150H90ZM132 151H133V149H132ZM187 151V152H188ZM206 151V152H207ZM214 151V150H213ZM263 152H261V153H259L258 151L256 152V153H254V154H252V153H249V154H251V156L254 158V159H258L260 162H262L263 163V165H264V150H262ZM18 152V151H17ZM16 152V154H15V152H14V156H12L13 158H11L10 159V164H12L13 166H15L16 164H18V162L19 161H21L20 159H21V155L20 154H18ZM80 152V151H79ZM194 152V151H193ZM216 152V151H215ZM232 151H230V153H231ZM250 152V151H249ZM255 152V151H254ZM81 153V152H80ZM129 153H131V151L129 152ZM135 153V152H134ZM137 153H139V152H137ZM146 153V155H144ZM148 153V154H149ZM199 153V152H198ZM207 153H209V152H207ZM56 154V153H55ZM55 154H54V156H55ZM87 154V153H86ZM125 154V153H124ZM136 154V153H135ZM140 154V153H139ZM187 154V153H186ZM194 154V153H193ZM204 154H205V152H204ZM215 154V153H214ZM13 155V154H12ZM195 155V154H194ZM50 156V155H49ZM53 154H51V157H48V159H46L45 157V160H46V162H43L42 160H40V159H38V162H36V160H33V162L35 161L36 163H35V165L38 167V170L36 171V173H38V171H39V169L42 171H45L47 168L49 169V163H53L54 162V164L56 163L55 162V157L53 156ZM136 156L138 157V155H135V159H136ZM143 156H140V157H142L143 158ZM148 156V155H147ZM150 156V155H149ZM191 156V155H190ZM33 157V156H32ZM47 157V156H46ZM56 157H57V155H56ZM58 157H61V155L59 156L58 155ZM128 157V156H127ZM151 157H153L152 155H151ZM185 157V158H184ZM203 157V156H202ZM213 157V156H212ZM239 157V156H238ZM237 157V158H238ZM248 157V156H247ZM251 157V158H252ZM23 158V157H22ZM50 158V159H49ZM150 158V157H149ZM156 158H153V159H151V160H154V159H156ZM204 158V157H203ZM236 158V159H237ZM239 158H241V157H239ZM246 158V157H245ZM24 159H25V157H24ZM27 159H29L28 161H31L32 160V158L31 157H27ZM34 159V158H33ZM58 159V158H57ZM64 159H66V157L64 158ZM184 159V160H183ZM188 159H189V157H188ZM187 159V160H188ZM206 159H207V156H206ZM215 159V158H214ZM234 159H235V157H234ZM44 160V159H43ZM48 160V161H47ZM115 160V159H114ZM129 160V159H128ZM140 160H143V159H141L140 158ZM140 160H139V163H141L140 162ZM145 160V159H144ZM150 160V159H149ZM213 160V159H212ZM27 161V162H28ZM42 163H41V162ZM61 161V160H60ZM64 161V160H63ZM101 161V160H100ZM108 161V160H107ZM123 161V160H122ZM135 161V160H134ZM146 161V160H145ZM205 161V160H204ZM210 161H211V159H210ZM237 161H238V159H237ZM246 161H247V159H246ZM250 161V160H249ZM33 162H32V164H33ZM47 162H48V164H47ZM105 162V161H104ZM111 162V161H110ZM115 162V161H114ZM136 162V161H135ZM142 162H144V161H142ZM149 162V161H148ZM159 162V161H158ZM186 162V161H185ZM205 162H207V161H205ZM204 162V163H205ZM255 162V161H254ZM259 162V163H260ZM21 163V162H20ZM107 163V162H106ZM188 163V162H187ZM196 163H197V161H196ZM208 163V162H207ZM242 163V162H241ZM253 163V162H252ZM5 164V163H4ZM54 164H52V165H54ZM108 164V163H107ZM121 164V163H120ZM124 164V163H123ZM131 164V163H130ZM136 164V163H135ZM144 164V163H143ZM148 164V163H147ZM191 164V163H190ZM208 164H210V163H208ZM231 164V163H230ZM246 164V163H245ZM116 165H117V163L114 165L115 167L114 168H116ZM133 165V164H132ZM155 165H157V166H155ZM197 165H199V164H197ZM205 165V164H204ZM225 165V166H224ZM228 165V164H227ZM232 165V164H231ZM239 165V164H238ZM263 165H262V167H263ZM22 166H23V164H22ZM22 166H20V167H22ZM122 166H125V165H122ZM128 166H131V165H128ZM136 166V165H135ZM134 166V167H135ZM190 166V165H189ZM201 166V165H200ZM7 167V166H6ZM16 167V166H15ZM51 167V166H50ZM109 167V166H108ZM117 167V168H118ZM196 167V166H195ZM213 167V166H212ZM239 167V166H238ZM210 168V167H209ZM225 168V169H226ZM230 168V167H229ZM228 168V169H229ZM51 169V168H50ZM105 169H106V167H105ZM108 169V168H107ZM132 169H134V168H132L131 167V169L130 170H132ZM135 169V170H136ZM5 170V169H4ZM23 170V169H22ZM191 170V169H190ZM208 169H206V171H207ZM212 170V169H211ZM41 171H39V172H41ZM48 171V170H47ZM51 171V170H50ZM111 171V172H110ZM192 171V170H191ZM196 171H198V167L196 168ZM210 171V170H209ZM248 171H250V170H247V172ZM106 172V171H105ZM190 172V171H189ZM215 172H217L216 170H215ZM42 174L44 173V174H47V172L45 171V172H41ZM40 173V175L38 174V178L39 179H41L42 181H45V180H43V177H42V174ZM49 174H50V176H51V173L50 172H48ZM108 173V172H107ZM134 173H136V174H134ZM208 173V172H207ZM242 173L243 172H241V175H242ZM43 174V176H45ZM103 174V173H102ZM192 174V173H191ZM196 173H194L193 175H195ZM206 174V173H205ZM209 174H211V173H209ZM216 174V173H215ZM224 174V173H223ZM222 174V175H223ZM226 174V173H225ZM224 174V175H225ZM250 174V173H249ZM37 175V174H36ZM211 175H213V174H211ZM229 175V174H228ZM245 175V174H244ZM247 175V174H246ZM49 175H47V177H48ZM104 176V175H103ZM196 176V175H195ZM227 176V175H226ZM248 176V175H247ZM47 177L46 178H44V179H47ZM190 177V176H189ZM188 177V178H189ZM200 177V176H199ZM204 176L202 175V178H203ZM216 177V176H215ZM222 177V176H221ZM239 177V176H238ZM250 177V176H249ZM51 178V177H50ZM103 178V180H105V178L104 177H102ZM129 178H131V180L129 179ZM155 178V177H154ZM163 178V179H162ZM198 178V177H197ZM205 178V177H204ZM224 178V177H223ZM246 178V177H245ZM244 178V179H245ZM38 179V180H39ZM132 179H133V181H132ZM150 179H151V181H150ZM158 178H157V176H156V179H154V180H159ZM173 179V180H172ZM175 179H177V180H175ZM185 179V180H184ZM199 179V178H198ZM206 179V178H205ZM229 179H231V177L229 178ZM241 178H239V180H240ZM105 180V181H106ZM118 180V179H117ZM130 180V181H129ZM153 180V181H154ZM189 180V179H188ZM214 180V179H213ZM226 180V179H225ZM237 180V179H236ZM42 181H40V182H42ZM53 181V180H52ZM52 181L50 182V180H49V178L45 181L46 183H44L45 184V186L47 185L49 188H50V184L52 183ZM119 181V180H118ZM196 181V180H195ZM195 181H192V182H195ZM198 181V180H197ZM230 181H232V180H230ZM252 180L250 179V178H248V180L245 182V180L243 181L242 180V183H243V187H242V189H244V193H245V197H246V199H247V197H249V198H253V199H255V198H260V196H259V194L261 195V192L259 193V188L257 187V186H254V183L253 182H251ZM77 182V181H76ZM115 182V181H114ZM185 182H187V181H185ZM188 182H190V181H188ZM204 182V181H203ZM206 182V181H205ZM239 182H241V181H239ZM108 183V182H107ZM113 183V182H112ZM119 183V182H118ZM167 183V184H168ZM196 183V182H195ZM199 183V182H198ZM201 183V182H200ZM199 183V184H200ZM218 183V182H217ZM40 184H43V183H40ZM53 184H55V183H53ZM53 184H51V185H53ZM149 184V183H148ZM147 184V185H148ZM171 184V183H170ZM206 184V183H205ZM109 185V184H108ZM136 185H135V187H136ZM141 185V186H142ZM147 185H146V187H147ZM174 185V184H173ZM172 185V186H173ZM207 185V184H206ZM210 185V184H209ZM242 185V184H241ZM39 186V185H38ZM46 186V187H47ZM119 186V185H118ZM131 186V187H132ZM141 186H140V190H142V189H144L145 187H142V189H141ZM205 186V185H204ZM208 186V185H207ZM40 187L43 189V187L40 185ZM45 187V188H46ZM47 187V188H48ZM53 186H51V188H52ZM126 187V188H127ZM137 187H136V189H137ZM130 188V187H129ZM210 188V187H209ZM41 189V190H42ZM84 189H85V187H84ZM146 189V188H145ZM262 189V188H261ZM260 189V190H261ZM37 190V189H36ZM51 190V189H50ZM83 190V189H82ZM138 190V189H137ZM264 190V189H263ZM263 190H261V191H263ZM264 192V191H263ZM262 192V193H263ZM111 193V192H110ZM115 193V192H114ZM86 194V193H85ZM107 194L109 195V192H107ZM107 194H105V195H107ZM112 194V193H111ZM87 195V194H86ZM92 195V194H91ZM89 196V195H88ZM263 196H264V193H263ZM79 197V196H78ZM110 197H112V196H110ZM79 198H81V197H79ZM264 198V197H263ZM250 199V200H251ZM252 199V200H253ZM256 199V200H257ZM79 200V199H78ZM83 200V199H82ZM79 201H81V200H79ZM84 201V200H83ZM262 201V200H261ZM82 202V201H81ZM89 202V201H88ZM255 202V201H254ZM82 203H84V202H82ZM80 204V203H79ZM257 204V203H256ZM259 204H261V202L259 203ZM92 204H89V206H91ZM94 206V205H93ZM81 207V206H80ZM83 207V206H82ZM95 207V206H94ZM94 209V208H93ZM91 207H85L84 209H82L81 210V212L75 217V218H72L71 219V222H72V224H70L71 222H70V220L68 219V218H70V216L68 215V221H69V224L70 225H73V223H75V225H77L76 226V228L78 227V229H79V227L80 226H82V228L85 226V228H87L86 227V224H89V223H91V225H93L92 223H93V221L95 222L96 220V218H99V216H97L96 214H97V212L95 213V211L93 210ZM207 209H210V208H207ZM206 209V210H207ZM213 209V208H212ZM221 211H222V218L223 217H225V216H223V214L225 213L224 212V210H222V209H220ZM219 210V211H220ZM76 211V210H75ZM208 211H210V210H208ZM219 211H217V212H219ZM212 211H210V213H211ZM224 212V213H223ZM172 213V212H171ZM186 213V212H185ZM227 213V212H226ZM206 214V213H205ZM209 214V213H208ZM212 214V213H211ZM219 214H220V212H219ZM120 215V214H119ZM122 215V214H121ZM133 214H131V216H132ZM136 215V214H135ZM174 215V214H173ZM183 215H185L184 213H183ZM190 215V214H189ZM57 216V215H56ZM59 216V215H58ZM60 216H62V215H60ZM63 216H65V215H63ZM117 216V215H116ZM182 216V215H181ZM216 216V215H215ZM221 216V215H220ZM228 216V215H227ZM44 217V216H43ZM119 217H121V216H119ZM169 217H171V216H169ZM203 217V216H202ZM205 217V216H204ZM213 217H214V215H213ZM58 218L59 217H55L54 219H51V220H58ZM115 218V217H114ZM116 218H118V216L116 217ZM123 218V217H122ZM126 219H128V216L127 217H125ZM125 218H124V220H125ZM136 218V217H135ZM173 218V217H172ZM171 218V219H172ZM175 218V217H174ZM173 218V219H174ZM193 218V217H192ZM221 218V217H220ZM242 218V217H241ZM100 219V218H99ZM98 219V220H99ZM131 219V218H130ZM137 220H139L138 218H136ZM136 219H134V220H136ZM147 219V218H146ZM177 219H178V217H177ZM177 219H175V220H177ZM216 219V218H215ZM244 219H246V218H244ZM59 220H62L61 219V217H60V219ZM109 220V219H108ZM112 220V219H111ZM133 220V219H132ZM137 220H136V222H137ZM154 220V219H153ZM153 220L151 219V221L148 219V223H149V221L151 222V226L153 225V223L155 222H153ZM164 220V219H163ZM170 220V219H169ZM188 220H189V218H188ZM224 220V219H223ZM222 220V221H223ZM227 220V219H226ZM226 220H224V221H226ZM53 221V222H54ZM64 221V220H63ZM102 221V220H101ZM110 221V220H109ZM127 221V220H126ZM157 221V220H156ZM221 221V222H222ZM242 221V220H241ZM245 221V220H244ZM62 222V221H61ZM60 221H59V223H61ZM66 222H67V220H66ZM98 222V221H97ZM111 222V221H110ZM114 224H116V226H118V225H120V224H122V222H123V219L121 220V218H118V219H113V221H112ZM134 222V221H133ZM144 222H146V221H144V219H143V221H142V223H144ZM166 223L168 222V224L170 225V222L169 221H165ZM173 222V221H172ZM179 222H180V219H179ZM189 222H191V221H189ZM196 222V221H195ZM216 222H217V219H216ZM219 222V221H218ZM55 223H56V221H55ZM63 223V222H62ZM124 223V222H123ZM142 223L140 224H138V225H140V227H141V225H142ZM194 223V222H193ZM200 223V222H199ZM226 223V222H225ZM19 224V223H18ZM97 225H98V223H96ZM107 224V223H106ZM112 224V223H111ZM156 224H157V222H156ZM153 225V226H157V225ZM197 224V223H196ZM20 225V224H19ZM22 225V224H21ZM80 225V226H79ZM103 225V224H102ZM105 225V224H104ZM108 225H109V223H108ZM122 225H124V224H122ZM199 225V224H198ZM246 225V224H245ZM95 226V225H94ZM93 226V227H94ZM114 226V225H113ZM142 226H144V225H142ZM145 226H147V225H145ZM158 226H160V225H158ZM162 226V225H161ZM201 226H203V224L201 225ZM206 226H208V225H206ZM227 226V225H226ZM244 226V225H243ZM22 227H23V225H22ZM25 227V226H24ZM88 227H90V225L88 226ZM103 227V226H102ZM106 227H108V226H106ZM112 227V226H111ZM110 227V228H111ZM115 227V226H114ZM149 227V226H148ZM147 227V228H148ZM199 227V226H198ZM217 227V226H216ZM242 227V226H241ZM20 228V227H19ZM92 228V227H91ZM113 228V227H112ZM122 228V227H121ZM142 229H144V231H145V228H143V227H141ZM140 228V229H141ZM154 228V227H153ZM164 228V227H163ZM162 228V229H163ZM174 228V227H173ZM225 228V227H224ZM223 228V229H224ZM247 228V227H246ZM17 230H18V228H16ZM75 229V228H74ZM115 229H116V227H115ZM167 229V228H166ZM178 229H180V228H178ZM178 229H177V231H178ZM206 229H211V228H206ZM219 229V228H218ZM21 230V229H20ZM27 230V229H26ZM84 230V229H83ZM113 230V229H112ZM125 230V229H124ZM202 230V229H201ZM213 229H211V231H212ZM116 231V230H115ZM120 231H122V230H120ZM148 231H149V229H148ZM151 231H152V229H151ZM165 231V230H164ZM261 231V230H260ZM263 231V230H262ZM23 232V231H22ZM21 232V233H22ZM90 232V231H89ZM153 232V231H152ZM257 232H259V231H257ZM14 233V232H13ZM26 233V232H25ZM123 233V232H122ZM150 234H152L151 232H149ZM170 233V232H169ZM256 233V232H255ZM23 235H24V233H22ZM27 234V236H28V233H26ZM25 234V235H26ZM29 234H31V233H29ZM124 234V233H123ZM149 234V235H150ZM173 234V233H172ZM256 234H258V233H256ZM260 234V233H259ZM96 235V234H95ZM98 235H99V233H98ZM121 235V234H120ZM22 236V235H21ZM169 236V235H168ZM170 236H171V234H170ZM261 236H262V234H261ZM264 236V235H263ZM126 237V236H125ZM153 237H156V236H153ZM11 238V237H10ZM14 238V237H13ZM28 238V237H27ZM97 238H98V236H97ZM12 239V238H11ZM22 239H23V237L21 238V242H22ZM24 239H25V236H24ZM23 239V240H24ZM32 239H34V238H32ZM104 239V238H103ZM47 240V239H46ZM35 241V240H34ZM38 241V240H37ZM16 242V241H15ZM21 242H19V245H21L22 243ZM29 242H31L30 240L28 241V239L24 242V244H23V246L25 245V249H27V251H29L30 252V254L33 256V260L30 258V260L29 261H27V262H25V261H23V259L21 260L20 259V261H23V262H20L19 261V259H18V261L19 262H17V263H15V264H45L46 262H44V256L42 257V254L44 253L43 251V253L42 254H40V256H39V250L37 249V245H34V244H31V243H29ZM33 242V241H32ZM48 242H49V240H48ZM166 242V241H165ZM18 242H16V244H17ZM21 243V244H20ZM43 243V242H42ZM168 243V242H167ZM14 244V246H12V247H14L15 249H13V250H16V248H17V245L15 244V243H13ZM37 244V243H36ZM52 244V243H51ZM43 245V244H42ZM168 245V244H167ZM11 246V245H10ZM22 246V247H23ZM40 246V245H39ZM47 246V245H46ZM88 246V245H87ZM21 247V246H20ZM20 247H18V248H20ZM21 247V248H22ZM49 247H51L50 245H49ZM54 247V246H53ZM82 247V246H81ZM80 247V248H81ZM167 247V246H166ZM173 246H171V248H172ZM174 247H175V245H174ZM17 248V249H18ZM44 248V247H43ZM47 248V247H46ZM67 248V247H66ZM70 248V247H69ZM92 248V247H91ZM91 248L90 249H88V248H85V249H83V250H80L79 252H78V257H79V261L80 260H82L84 263H86V262H88V263H90V262H93V261H96L95 259L94 260H92L91 259V255H93L95 252H93V254H92V250H91ZM169 249H170V247H168ZM168 248H166L165 249V251L168 249ZM176 248V247H175ZM8 249H9V247H8ZM23 249H24V247H23ZM73 249V248H72ZM74 249H76V248H74ZM78 249V248H77ZM20 250V249H19ZM52 250V249H51ZM18 251V250H17ZM12 252V251H11ZM19 252V251H18ZM29 252H28V254H29ZM67 252V251H66ZM146 252V251H145ZM168 252V251H167ZM171 252H172V250H171ZM20 253H21V251H20ZM51 253V252H50ZM71 253V255L73 254L72 252H70ZM75 253H77V251L75 252ZM74 253V254H75ZM170 253V252H169ZM12 254V253H11ZM15 254V253H14ZM27 254V253H26ZM135 254V253H134ZM141 254V253H140ZM143 254V253H142ZM141 254V255H142ZM168 254V253H167ZM54 255V254H53ZM57 255V254H56ZM76 255V254H75ZM123 255V254H122ZM121 255V256H122ZM131 255V254H130ZM144 255V254H143ZM169 255H171V254H169ZM173 255V254H172ZM13 256V255H12ZM145 256V255H144ZM144 256H131V257H128V256H125L124 258L127 260V257L129 258L127 261H130V263H133V262H135L136 264H142L143 262H146L147 261V258H148V255H147V258H146V261L144 260L145 259V257ZM76 257V256H75ZM123 257V256H122ZM28 258V257H27ZM64 258V257H63ZM93 258V257H92ZM119 258V257H118ZM152 259V257H150L149 256V259ZM103 259H105V258H103ZM149 259H148V261H149ZM48 260V259H47ZM46 260V261H47ZM144 260V261H143ZM101 261V260H100ZM100 261H96V262H99L100 263ZM124 261V260H123ZM132 261V262H131ZM14 262V261H13ZM125 262V261H124ZM152 262V261H151ZM154 262V261H153ZM152 262V263H153ZM88 263H86V264H88ZM123 263V262H122ZM127 263V262H126ZM134 263V264H135ZM157 263V262H156ZM160 263V262H159ZM49 264V263H48ZM93 264H96V263H93ZM98 264V263H97ZM101 264H121L120 263V261H119V259H117L116 257L115 258H113V259H105V261L104 262H102ZM124 264V263H123ZM143 264H145V263H143Z\"/></svg>", "mask_w": 264, "mask_h": 264}]
</instances>
